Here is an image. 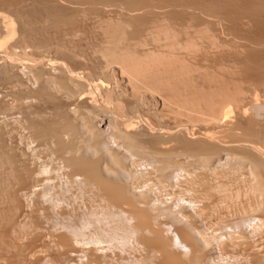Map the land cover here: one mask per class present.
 <instances>
[{
  "label": "bare ground",
  "instance_id": "obj_1",
  "mask_svg": "<svg viewBox=\"0 0 264 264\" xmlns=\"http://www.w3.org/2000/svg\"><path fill=\"white\" fill-rule=\"evenodd\" d=\"M36 1V0H35ZM40 1V0H39ZM46 1V0H45ZM67 1V0H66ZM70 1V0H69ZM69 1H67V2H69ZM73 1V0H72ZM72 1H71V3H72ZM76 1V0H75ZM83 1V0H82ZM262 1H264V0H261L260 2L262 3ZM13 2V0H0V5H2V9H3V7H6L8 10H11L10 12H13L14 13V15H15V17H13V18H15L17 21L19 20V23H20V25H21V28H18L17 29V26L15 25V23L17 22H14V20L13 19H10V17L9 18H7L6 17V15L4 16V14L3 15H0V21H1V23H2V28H3V30H4V32H6L5 34L8 36H6L5 35V39L2 41V44H3V47H4V45H7V43H9L8 41V39H12L10 42H12L13 41V39L15 40V38L16 37H18L17 35V33H16V31L18 32V30H19V37L17 38V40H16V43L18 44H15V45H17V47L18 46H21V47H24V46H29V47H31V51H32V57L34 58V60H36V61H38L37 59H39V61H40V58H42L43 56H45L44 54H45V52H49V51H45V50H47L51 45H53V44H49L48 42L45 44L46 46H49L48 48L46 47V49H44V47L45 46H42V44L41 43H39V41L37 40V42H36V39L37 38H39V37H37L36 35V39L33 41L34 42V44H35V46L33 45V42H31V40L29 41V38L30 37H26V32H27V34L29 35V33H28V30H29V28H27V26L24 24L25 22L26 23H28V21H25V20H27L28 18H26L25 16H24V14H26V13H23L22 12V10L20 9V6H19V3H18V5H17V3H15L14 4V2ZM37 2V1H36ZM42 2V1H41ZM49 2V1H48ZM81 2V1H80ZM112 2H114V3H116L115 1H113V0H90V5L89 6H91L92 7V4H96V3H98V5L100 4V3H103V4H105V5H108V4H114V3H112ZM119 3H120V6H123L122 8L127 12V13H125V15L127 14V18H126V16L125 17H118V18H116L115 16V18L114 19H112L111 17L110 18H106V19H104V18H102V19H99L100 21H98V23L94 26V27H92V28H94V30H95V32H94V30H93V32L92 33H96V36H97V34H98V38H99V42L97 41V38H96V40H94V42L95 41H97V45H96V47L94 48L95 50H93V53H92V55H95V56H97V58H99V59H97V61H99V63H97L98 64V66H96L95 64H93V62L91 63L90 62V60L91 59H93L90 55H88L89 57H91L90 58V60H87V61H89L87 64L89 65H95L97 68H94L93 69V66H92V74H90L89 73V71L91 70H89L88 71V78L91 80V81H97V84H96V86H99V87H101V89H102V92L104 93V97L103 98H107L106 99V101L108 102L109 100L108 99H111L112 97V99H111V101H109L110 103H111V105L113 106V103H115L116 105H118V106H120L121 107V111H122V115L124 116V117H130L129 118V120L127 119V120H125L126 121V124H127V127H126V124L124 125V127H126V128H124L123 127V130L121 129V130H119L120 128H118V129H116V126H115V124H114V127L112 126V131H107V132H103L104 130H100V128L101 127H103L104 129H107L108 127H111V126H109V124H110V122H113V121H115V120H113V121H111L112 120V118H111V120H110V117L109 116H111L112 117V114L110 113V112H108V113H110V115L109 116H107L106 115V113H98V112H100V109H99V111H97V113H96V111H95V109L96 110H98V108H93V106H91L92 104H94V103H96V102H93V101H97V100H94V98H93V96H90V95H86L85 93H87V92H89V90H88V86H86V85H88V84H86L85 83V86L87 87V92H85V91H83L82 89H83V82L82 81H80L81 79L84 81V79H86V78H80V77H78V76H69L66 72H65V70H63V69H61V66H59V68H58V71H59V75L58 76H49V73H47L48 74V77L47 78H45V69L43 70V65L41 66V67H39V68H41L40 70L36 67V68H34V70L33 69H31V71L33 72V73H31L32 74V76H34L33 78H35V80L37 79L38 80V84L39 83H41V86H40V88L38 89L39 91V95L41 94L42 95V97H44L45 96V98H42L43 100H46V101H48V99L50 100V101H48V102H52L53 101V99H51V97H56L57 96V94H60L61 95V97L62 98H65V99H67V100H69L70 101V103L68 104L69 106H66V105H63V106H66L65 108L62 106V105H59L58 103H56L55 101V103L56 104H58L59 106H56L55 105V103H53L52 102V104L54 105V111L52 112L51 111V113L50 114H53V115H51L52 116V118L53 119H47L46 117H44V115H41V114H39V116L37 117L36 115H34L33 113V117H37V118H35V119H37V120H34V122L35 121H37L36 123H34L33 122V124H29L30 125V127H29V125H28V127L31 129V131H32V134H31V136H33V139H34V142H36V144H37V148L39 149V148H41V149H45L46 151H47V153H48V155H50L53 159H54V161H53V159H51V157H49L50 159V162H52V163H54V162H56V163H58L59 165H57V166H59V169L61 170L60 172L61 173H63V175H65V177H66V180H65V183L63 184V185H65V187L66 186H69V192H70V189H71V191L73 190V189H78V190H74V191H78L79 193H81V195L82 196H84L83 197V199H85L86 200V202H84V204H89V206L88 207H90V210L88 209V211H89V217H87V218H82L83 219V226L85 227V226H88V225H90L91 224V226H92V224H94V226L96 225V226H98V224H101L102 225V223L103 224H107V225H109V226H107V229H103L104 231H101L102 232V236H103V233H104V237L106 238H104V237H102V236H99V237H101V238H104L103 240L105 241V240H107V241H105V242H112V241H114L115 242V244L117 245V243H118V245L120 244L121 245V247H122V244L124 243L125 244V246H124V244H123V246L125 247V248H127L126 246H127V244L125 243V242H128V243H130L129 241H127V240H129L130 238H135L134 240L136 241V243L137 242H144L146 245L145 246H147L149 249H150V251H151V253H153L154 251H156L157 253H159L158 254V257L159 258H161L162 260H163V264H224L221 260H217V258H215L213 255L211 256V255H208L207 253L209 252V250L208 249H212L213 248V251H214V248H216L215 250H218V248L219 247H221V246H223V244L225 245V244H228V240H230V242H233L234 240H236L234 243H230V244H232V246L235 248L236 246H238L239 245V241L240 240H237V239H242V241H241V245L242 246H244V247H246V250L247 249H250V248H252V246H254L255 245V243L257 242H255V239H256V236H259V237H264V219H262L261 217H252L253 215L251 214L252 212H256V213H258V212H261V214H263L264 215V150L263 149H261L262 151H259L258 150V148H261V145H263V143H264V141H263V143L262 142H260L261 140H264V129H262V130H260L261 128H263L262 126H264V124H261V127L259 126V130L258 129H256L257 128V125H258V114L256 113V115H255V113L253 114V115H255L253 118H251L250 119V121H248V122H250V123H246L245 121V123H246V125L248 124L249 125V127L251 126L252 128H243V129H246L247 131H251V129H254L253 131H251V132H248L249 134L251 133V135H248V138H251L252 137V135L254 136V137H256V138H254V137H252V139H256L257 141H259L258 143H262V144H259L260 145V147L258 146L257 147V150L256 149H254V148H256V147H251V149L249 148V151L247 152V151H242L243 152V156H244V154H245V152H247L246 154H245V157L243 158L241 155L242 154H240V153H242V152H239V155L240 156H238V158H236L237 157V153H234V154H232L231 153V151L234 149H229V151H230V153L232 154V155H234L233 157H235V158H233L232 159V156H231V154L229 153V151L227 152L226 151V149L224 148V149H219L218 147V149H216V146H215V149H214V151L213 150H211V152H209V150H208V152H209V155L207 154L206 156L205 155H203V154H200V152L196 155V162L198 163V164H200L202 167H204L205 169L207 168V172L205 171V173H207V175L205 176L204 175V178L203 179H201L200 180V185L201 184H203V186L205 187V185H206V188L208 189V190H206V189H204V191H202V193L201 194H203V192H209V193H211V194H213V193H215L216 194V196H218V198L220 199H218L217 198V200H219V201H217L215 204L216 205H214V203H213V207L211 206V207H209V209L207 210V215H208V218H209V221L211 220V217L212 218H214V219H217V218H215V214H218L219 213V210L221 211H225L226 209L228 210V203H229V201L233 198V197H239L241 194L243 195V193L244 194H247L248 195V197H250V201L248 200V202H246V204H244V205H242V207H241V210L240 211H242L243 213H244V215L246 216L247 215V219H246V221H243L242 222V224H244L243 225V227H244V229L243 228H241L240 229V233L238 232H235V233H237V234H241L245 229H247V231L248 232H250L251 234L253 233L254 234V236L253 235H250V233H248L246 230L243 232V234L242 235H240V236H238L237 238H235V235H233L232 233L231 234H229V235H226V234H220L222 231L221 230H219L220 232H219V235H215V233H213V232H211V231H209V232H211V233H204L203 231L201 232V231H197V230H194V229H192V227H191V229L192 230H189L188 231V233H187V235L186 236H184V238H182L181 240H179L178 238V240L176 239V240H170V239H168L167 238V236L165 237V235L167 234L165 231H166V229H165V227H167L166 225L167 224H164V225H161L160 223H159V219L162 217V216H164V215H166L167 217H169V219L171 218V220H174V221H182V220H184V221H187V219L185 220L183 217H184V214L182 215V216H180V215H178L177 213H175L174 211H168V212H166V211H164V207L166 208L169 204H171V203H174V205H176V206H179L180 204H184L185 205V202L183 203V199H181L180 197H181V195L180 194H182V195H185V197L187 196V197H189L191 200H189V208L190 207H192L193 205L195 206V205H197V204H195L196 202H198V199H201L202 198V196H200V194L199 195H197V192L195 193V191H197L196 190V188H197V186L199 185V184H197L196 182H197V180H194L190 175H191V173L190 174H188L189 172L188 171H186V172H188L187 174H184L185 173V171H184V173L183 174H180L182 171L181 170H179L181 167H180V165H178L177 163H175V162H177L176 160H175V162H173V158L170 160V159H168L167 160V158H166V155H167V153H166V149H168V148H166L165 146H164V142L160 139V140H158V139H156V138H153V136L155 137V135L154 134H160L161 135V133H159V132H156V133H154V134H152V132H153V130L151 131V129H148L150 132H147V131H145V132H141V130L142 129H146V127L145 128H143V126L142 125H140V126H142V127H138L137 129L139 130L140 128H142V129H140V132L139 131H137V129L134 127V126H136V125H134L133 126V124L135 123L136 124V122H133V120H132V117L133 116H135V115H138L139 117H140V113H142V111L143 110H141V112H139V109H144V107L146 106V103H148V98H150L149 97V94L151 95V93H152V89L153 88H156V87H154V85L153 84H151V87L153 86V88L151 89L147 84L148 83H150V81L148 82V83H145L144 81H148V80H146V79H144L145 77L144 76H146V75H144L145 73H143V72H140V70L142 69V68H144V67H142L141 68V66H142V64H144L143 66H145V64L147 63V61H149V63L150 64H152L151 62H153V69H154V66L156 65L155 63H156V61H157V63L158 64H161V66L160 67H162V63H160L159 62V60H155V57H156V55H157V58L159 59V56H164L165 58H169V57H175V55L177 56V55H179L178 56V58H181V62H180V60H179V63L181 64V63H183V64H181V65H178L179 67L181 66V68H179V70H178V68L177 67H175V65H173L174 67H169L171 64H172V61L170 62L171 64H165L164 62V65H163V67L161 68V71L163 70V73H165V69H168L169 71H174V70H178L177 72L179 73L180 72V76H183V74L185 75V74H187V73H189L188 75L190 76V71H191V73H193L192 72V69L190 70L189 68H191V67H189V65L187 66L186 65V67H185V63H186V61L187 62H190L192 59H194V58H196V56L198 55V56H201V58H202V60H200V61H204V63L205 64H207V65H209L207 62H209V59H208V56L210 55V54H215V52H217V51H219L220 49H223L224 48V45H223V48H221V46L222 45H216V44H214V42L213 41H210L208 38H209V36L207 37V36H205V37H207V38H205L206 40H207V42H206V44L205 45H202V44H199L198 42H197V40H201V39H203V35H205V34H203V35H201L202 37H200V35L198 36V34L194 31L193 32V20H194V18H195V15L193 14V10H195L196 8V4L198 3H193V1H179L182 5V8L184 9L183 11L182 10H179V11H181V12H174V11H177V9L176 10H174L173 12H170V13H166V11L167 10H170V9H174L175 7H176V5H177V2L176 1H174L173 2V0L171 1V0H119L118 1ZM50 3V2H49ZM70 3V2H69ZM85 4H87L86 2H84ZM83 3V4H84ZM47 6L48 5H50V4H47V2L45 3ZM45 4H43L44 6H45ZM52 4V3H51ZM78 4V3H77ZM84 4V5H85ZM212 4H214V3H212ZM221 4V3H220ZM219 4V5H220ZM102 5V4H101ZM178 5H179V3H178ZM259 5V4H258ZM22 6V5H21ZM43 6V7H44ZM51 6V5H50ZM212 5L210 4V5H208V7H210V9H212V8H215L214 6L213 7H211ZM216 6V5H215ZM31 7V6H30ZM33 7V6H32ZM35 7H39L38 5L37 6H35ZM41 7V6H40ZM95 7V6H94ZM198 7V6H197ZM201 7L203 8V9H206V10H209L210 12L211 11H214V9H212V10H210V9H208L207 8V5H201ZM22 8V7H21ZM27 8V7H26ZM57 8V7H56ZM59 8H61V7H59ZM181 8V7H180ZM33 9V8H32ZM58 9V8H57ZM79 9V8H78ZM82 9V8H81ZM97 9V8H96ZM100 10H101V8H99ZM98 9V10H99ZM115 9V8H114ZM24 10V9H23ZM26 10V9H25ZM95 10V9H94ZM94 10H93V12H94ZM104 10V9H103ZM107 10V9H106ZM105 10V11H106ZM109 10V9H108ZM171 10V11H172ZM216 10V9H215ZM45 11L46 12H49V15H51L52 17H53V24L54 25H64V24H66V23H68V24H71L73 21H74V17H75V15L76 14H73L74 15V17H73V15L72 14H68V15H66L67 13H60V11H58V10H56V9H50V7L49 8H46L45 7ZM102 11V10H101ZM115 11H117V10H115ZM118 11H119V9H118ZM164 11H165V13H166V15H164L163 17H161V15H160V13H164ZM193 11V12H192ZM208 11V12H209ZM217 11V10H216ZM262 11V10H261ZM28 12V11H27ZM68 12V11H67ZM98 12V11H97ZM113 12V11H112ZM209 12V13H210ZM219 12V11H218ZM222 12V11H221ZM30 13V12H29ZM32 13V12H31ZM70 13V12H69ZM77 13V12H76ZM84 13H86V12H84ZM104 13V12H103ZM102 13V14H103ZM119 13H121V10H120V12ZM158 13V14H157ZM196 13V12H195ZM260 13V12H259ZM11 14V13H10ZM38 14H41V13H38ZM58 14V15H57ZM60 14H61V16H60ZM96 14V13H95ZM106 14V13H105ZM211 14V13H210ZM218 14V13H217ZM217 14H216V17H217ZM261 14V13H260ZM259 14V15H260ZM13 15V16H14ZM64 15V16H63ZM70 15V16H69ZM78 15V14H77ZM77 15H76V18H77ZM80 15V14H79ZM79 15H78V17H79ZM82 15V14H81ZM86 15V14H85ZM88 15V14H87ZM156 15V16H155ZM157 15H160V17L159 16H157ZM163 15V14H162ZM212 15V14H211ZM225 15V14H224ZM227 15V14H226ZM230 15V14H229ZM238 15V14H237ZM262 15V14H261ZM45 16H47V15H45ZM93 16V15H92ZM101 16V15H100ZM99 16V17H100ZM110 16V15H109ZM123 16V15H122ZM213 17H214V14L212 15ZM211 16V17H212ZM233 16V15H232ZM239 16V15H238ZM245 16V15H244ZM244 16H241V17H244ZM257 16H258V13H257ZM48 17H50V16H48ZM51 17V18H52ZM91 17V16H90ZM89 17V18H90ZM96 17V16H95ZM159 17V18H158ZM220 17V16H219ZM240 17V18H241ZM261 17V16H260ZM259 17V18H260ZM26 18V19H25ZM40 18V17H39ZM75 18V19H76ZM82 19L84 18H86V16H84V17H81ZM93 18V17H92ZM225 18V17H224ZM234 18V17H233ZM246 18H248L247 16H246ZM50 19V18H49ZM80 19V18H79ZM208 19V18H207ZM221 19V18H220ZM223 19V18H222ZM221 19V20H222ZM227 19V18H226ZM232 19V18H231ZM258 19V18H257ZM261 19V18H260ZM87 20V19H86ZM97 20H98V17H97ZM165 20H167V21H172L173 22V24L171 25V26H174L175 24L174 23H177L176 24V26H180V24L178 23V22H174V21H176V20H179V21H182L183 22V28L182 27H177L178 29H179V32H180V28H182L183 29V31H181V32H184L185 33V36L187 37H185L186 38V40H185V42L184 43H182V42H180V44H179V42L178 43H176V45H175V43H171V42H165V41H163V40H168L169 41V39H170V37H165L166 35H161V38L164 36V39L163 40H161V41H163V42H165V43H169V45L168 44H166V45H164V49L163 50H161V49H155V50H149V49H147L148 51H146V48H145V51L143 50L144 49V47H145V44H144V42L146 41V40H151L152 41V43L155 41L156 42V40L157 41H159L158 40V36L160 35H158V33H165V34H167L166 32H167V30H169V25H170V23H168L167 25H165L164 26V24L166 23V22H164ZM210 20V19H209ZM225 20V19H224ZM224 20H223V23H224ZM243 20V19H242ZM254 20V19H253ZM88 21V20H87ZM96 21V20H95ZM250 21V20H249ZM251 21H252V19H251ZM259 22H260V20H258ZM258 21H256V25H257V22ZM30 22V21H29ZM78 22H81V21H78ZM91 22V21H90ZM89 22V23H90ZM219 22H220V20H219ZM258 22V23H259ZM93 23V22H92ZM205 23H207V22H205ZM250 23V22H249ZM248 23V24H249ZM263 23V22H262ZM30 24V23H29ZM28 24V25H29ZM73 24H74V22H73ZM88 24V23H87ZM196 24V23H195ZM252 24V23H251ZM253 24H255L254 22H253ZM23 25L25 26V29H24V27H23ZM54 25H52V26H54ZM72 25V24H71ZM71 25H68V26H71ZM198 25V24H197ZM211 25V24H210ZM15 26H16V29H15ZM74 26V25H73ZM71 27L72 29H70V27L68 28V29H70V31L67 33V35H64L65 37H63L62 36V40L64 41V39L66 38V36L68 37L67 38V41L66 42H69L67 45H71V46H75V43L76 42H79L80 44L84 41V32L83 31H85V29L84 30H82V28L80 29V30H78L79 28L76 26V27ZM176 26H174V27H176ZM249 26V25H248ZM252 26V25H251ZM261 26V25H260ZM23 27V28H22ZM55 27H57V26H55ZM62 27V26H61ZM65 27V26H64ZM80 27V26H79ZM256 27V26H255ZM26 28L28 29V30H26ZM50 27H48V29H49ZM74 28H76V29H74ZM92 28H90L89 30H91ZM262 28V27H261ZM33 29H34V27H33ZM64 29V28H63ZM62 29V30H63ZM67 29V28H66ZM173 28H171L170 29V32H171V30H172ZM181 29V30H182ZM1 30V29H0ZM3 30H1L0 32H2ZM52 30H54V29H52ZM59 30H61V29H59ZM58 30V31H59ZM174 30V29H173ZM227 30V29H226ZM31 31V30H30ZM29 31V32H30ZM66 31V30H65ZM92 31V30H91ZM90 31V32H91ZM178 31V30H177ZM207 31V30H206ZM205 31V32H206ZM61 32H63V31H61ZM82 32H83V34H82ZM88 32V31H87ZM169 32V33H170ZM3 33V32H2ZM65 33V34H66ZM168 33V36H170V34ZM174 33H177V32H173L172 34L174 35ZM184 33H182L183 34V36H184ZM204 33V32H203ZM243 33V32H242ZM245 33V32H244ZM259 33V32H258ZM4 34V33H3ZM17 34V35H16ZM58 34H60V33H58ZM62 34V33H61ZM93 34V35H94ZM200 34V33H199ZM208 34H209V32H208ZM240 34V33H239ZM249 34V33H248ZM261 34V33H260ZM56 35V34H55ZM90 35V34H89ZM92 35V34H91ZM177 35H179V33H177ZM177 35L175 36V37H177ZM181 35V34H180ZM16 36V37H15ZM29 36H31V34L29 35ZM60 36V35H59ZM95 36V35H94ZM174 36H172L171 35V39H174L173 37ZM261 36V35H260ZM92 37V36H91ZM242 37V35L240 36V37H236V38H241ZM249 37V36H248ZM33 38H34V36H33ZM32 38V39H33ZM95 38V37H94ZM159 38H160V36H159ZM185 38H183V40L185 39ZM243 38V37H242ZM251 38V37H250ZM253 38H255V37H253ZM260 37H258V41H253L252 40V43H251V41L249 42V43H251L253 46H254V44L255 43H253V42H258V44L260 43H262L261 45H262V47H264L263 46V44H264V42H262L264 39L262 38V36H261V39H259ZM7 39V42L5 41ZM28 39V40H27ZM43 39V38H42ZM47 39V38H46ZM87 39V38H86ZM85 39V40H86ZM93 39V38H92ZM196 39V40H195ZM248 39V38H247ZM40 40V39H39ZM53 40V39H52ZM58 40V39H57ZM55 41V42H59V43H56L55 44V46H57L58 44H60L61 45V43H63L64 44V47H65V44H66V42L64 43L63 41ZM72 41V42H70V41ZM211 40H212V37H211ZM250 40V39H249ZM249 40H246V41H249ZM260 40V41H259ZM47 41V40H46ZM54 41V40H53ZM87 41V40H86ZM160 41V42H161ZM243 41V40H242ZM31 42V43H30ZM41 42H44L45 43V41H43V40H41ZM54 42V43H55ZM88 42H89V39H88ZM93 42V43H94ZM174 42V41H173ZM175 42H176V40H175ZM213 42V43H212ZM1 43V42H0ZM38 43H39V45H38ZM51 43H53V42H51ZM85 43V42H84ZM90 43H91V40H90ZM93 43H91V44H93ZM152 43H148V44H152ZM159 43V42H158ZM41 44V45H40ZM80 44H78V45H80ZM87 44V43H86ZM162 44H164V43H162ZM172 44V45H171ZM258 44H255V46L257 45V47L259 46V47H261L260 45H258ZM1 45V44H0ZM10 45V44H9ZM11 45H13V44H11ZM10 45V46H11ZM23 45V46H22ZM59 45V47H60V51H62L63 50V48H61V46ZM76 45H77V43H76ZM75 46V47H72L71 48V46H70V51L71 52H73V50H74V48H76L74 51H76L77 49H81L80 47H83V46ZM83 45V44H82ZM153 45V44H152ZM159 44H156L155 46H158ZM161 45V44H160ZM159 45V46H160ZM168 45V46H167ZM28 46L27 47H25V49L27 50L28 49ZM54 46V45H53ZM144 46V47H143ZM165 46H166V48L167 49H165ZM1 47V46H0ZM2 47V49L4 50V48ZM12 47V46H11ZM44 49L43 51H42V48ZM58 47V46H57ZM57 47H53V48H56V49H54V51L56 50V52H53V53H57V51H58V53H60L59 52V50H57V49H59V47L57 48ZM78 47V48H77ZM87 47V46H86ZM90 47H92V46H90ZM90 47H88V48H90ZM139 47H143V49H141V50H143V51H141L140 52V49H139V51H137L136 50V48H139ZM147 47H149V46H147ZM163 47V46H162ZM257 47H253V49L252 50H248L247 48V50L249 51V52H247L248 53V56L251 54V53H253L254 55H256V53H257V58L252 54V57L254 56V58H250V60H252L251 62H253V61H257L256 59H259L261 56H258V55H261L262 54V57L261 58H263L264 59V57H263V54L264 53H260V54H258V52H256L255 53V50L254 49H256V51H258V49H257ZM7 48V47H6ZM13 48H15V46L14 47H12V49H10V50H15V49H17V48H15V49H13ZM53 48H49V50H50V54H52L51 53V49L53 50ZM66 48H68V47H66ZM84 48V47H83ZM150 49H152L151 47H149ZM157 48H159V47H157ZM220 48V49H219ZM249 48V49H250ZM18 49H20V47H18ZM69 49V48H68ZM29 50V49H28ZM29 50V51H30ZM224 50V49H223ZM222 50V51H223ZM260 50V49H259ZM7 51H9L8 49H7ZM23 51H24V49H23ZM29 51H27V52H29ZM65 51V50H64ZM81 51H82V49H81ZM85 51V50H84ZM89 51V50H88ZM87 51V52H88ZM251 51H253V52H251ZM22 52V51H21ZM70 52V53H71ZM78 52H80V50L78 51ZM221 52V51H220ZM228 52V51H227ZM260 52H264L262 49H261V51ZM12 53V52H11ZM10 53V54H11ZM14 53V52H13ZM16 53V52H15ZM62 53V52H61ZM60 53V54H61ZM69 53V52H68ZM223 53H224V51H223ZM47 54V53H46ZM49 54V53H48ZM49 54V55H50ZM82 54H84V53H82V52H80V53H75V52H73V53H71L70 55H72L73 57H75V58H77L78 56L80 57ZM9 55V54H8ZM65 55H69V54H65ZM69 55V56H70ZM174 55V56H173ZM216 55V54H215ZM11 56V55H10ZM15 56V55H14ZM47 56V55H46ZM52 56V55H51ZM63 57H65L64 55H62ZM155 56V57H154ZM247 56V57H248ZM251 56V55H250ZM7 57V56H6ZM12 57V56H11ZM16 57V56H15ZM32 57H30V58H32ZM61 57V56H60ZM68 57V56H67ZM71 57V56H70ZM83 57H85V56H83ZM88 57V58H89ZM212 57V56H211ZM210 57V58H211ZM235 57V56H234ZM236 57H239V56H236ZM235 57V59H237ZM10 58V57H9ZM35 58H37V59H35ZM48 58H49V56H48ZM48 58L47 59H45V60H48ZM200 58V57H199ZM240 58V57H239ZM11 59V58H10ZM14 59V58H13ZM42 59H44V58H42ZM62 59H64V58H61V60ZM87 59V58H86ZM161 59H162V57H161ZM254 59V60H253ZM1 61H2V58L0 59ZM55 60V59H54ZM70 60V59H69ZM77 60V59H76ZM151 60V61H150ZM178 60V59H177ZM249 60V59H248ZM259 60H261V59H259ZM258 60V61H259ZM51 61V60H50ZM65 61H67V60H65ZM79 61H81V60H79ZM79 61H77V62H79ZM164 61V60H163ZM184 61V62H183ZM240 61L241 60H239V61H236V63H240ZM244 61H247V58H246V60H245V57H244ZM264 60H261V64L259 63L258 64V62H256V67L254 66L255 65V62H253L254 64H249L248 63V65H247V62H249V61H247V62H244L243 63V61H242V63H240L239 65H241L242 64V66H244V67H246V70L248 71V74H250V72H252L251 74L252 75H254L256 72H257V74L256 75H262V73H263V76H264V65L262 66V64L264 63L263 62ZM52 62V61H51ZM54 62V61H53ZM71 62H73V59H72V61ZM81 62H83V61H81ZM144 62H146V63H144ZM155 62V63H154ZM168 62V61H167ZM178 62V61H177ZM17 63V62H16ZM46 63V62H45ZM57 63V62H56ZM74 63V62H73ZM200 63V62H199ZM225 63V62H224ZM224 63H222V64H224ZM26 65H27V63H25ZM67 64H68V62H67ZM79 64V63H78ZM84 64H85V62H84ZM83 64V65H84ZM86 64V65H87ZM155 64V65H154ZM157 64V65H158ZM201 64V63H200ZM203 65V64H201V65H203L202 66V68L198 65L197 67L200 69H204V67L206 66V71L208 72V70L207 69H209V68H211V67H209V66H207V65ZM226 64V63H225ZM263 69V70H260L259 72H258V70L260 69V67L258 66V65ZM50 65V64H49ZM56 65V64H55ZM57 65H60L59 63L57 64ZM56 65V66H57ZM77 65V64H76ZM90 65L89 66H86L85 68H90ZM116 66V68L117 67H119L121 70V72H124V73H126L127 74V77H128V79H127V83L126 84H124V87L123 88H121L120 90H118V89H114V88H112L113 86H111V84L113 83V85H114V79L112 78V75H115V71H114V69H111V67L110 66ZM165 65H166V67H165ZM183 65V66H182ZM212 65V64H211ZM249 65H252V66H254V67H251V66H249ZM15 65H12L11 66V64L10 63H7V62H0V82H2V83H5V84H10V85H12L11 87H12V89L14 90V87L15 88H17V87H21V82H20V80H18V76H17V74H16V69H17V67H16V69L15 68H13ZM56 66H55V68H56ZM85 66V65H84ZM94 66V67H95ZM150 67L149 68H151L152 66L151 65H149ZM172 66V65H171ZM226 66V65H225ZM241 66V67H242ZM24 67V66H23ZM54 67V66H53ZM77 67V66H76ZM157 67V66H156ZM169 67V68H168ZM189 67V68H188ZM197 67H196V69H193V70H198L197 69ZM207 67H209V68H207ZM219 67V66H218ZM243 67V68H244ZM249 67H251V68H249ZM259 69H258V68ZM64 68H65V66H64ZM88 68L85 70V71H87L88 70ZM141 68V69H140ZM172 68H176V69H172ZM212 68H213V66H212ZM211 68V69H212ZM247 68H249V69H252L253 68V70H254V73H253V70H248ZM257 68V71H255V69ZM14 69H15V71H14ZM35 69L37 70V71H35ZM70 69V68H69ZM146 71L147 70H149V69H146V68H144ZM143 69V70H144ZM152 69V68H151ZM153 69H152V75L155 73H153ZM160 69V68H159ZM171 69V70H170ZM217 69H219V68H217ZM216 69V70H217ZM229 70L231 69V68H228ZM19 70V69H18ZM48 70V69H47ZM79 71V69H76V71ZM142 70V71H143ZM167 70V71H168ZM205 70L203 71V72H205ZM243 70V69H242ZM245 70V69H244ZM243 71V72H246L247 73V71ZM22 71L23 70H21V73H22ZM26 71V70H25ZM30 71V70H29ZM30 71V72H31ZM150 71V70H149ZM166 71V73L165 74H171V72L169 73V71L167 72ZM194 71V72H195ZM221 72H222V70H220ZM224 71V70H223ZM52 71H50V73H51ZM69 72H70V70H69ZM117 72V71H116ZM196 72H201V71H196ZM219 72V71H218ZM225 72V71H224ZM231 72V71H230ZM18 73V72H17ZM71 73H73V72H71ZM111 73H113V74H111ZM150 74H151V71L149 72ZM148 73V74H149ZM162 73V72H161ZM209 73V72H208ZM24 74V73H23ZM27 74V73H26ZM46 74V75H47ZM68 76H67V75ZM83 74V73H82ZM86 74H87V72H86ZM110 74H111V78H110ZM125 74V75H126ZM147 74V73H146ZM147 74V75H148ZM173 75L175 74L176 75V73H175V71L172 73ZM171 74V75H172ZM162 75H164V74H162ZM170 75V76H171ZM188 75H185V76H188ZM193 75V74H192ZM196 75V74H195ZM256 76V77H260V76ZM120 76V75H119ZM123 76V75H122ZM151 76V75H150ZM156 76V74L155 75H153V77H155ZM19 77H20V75H19ZM165 77V79L167 80V78L169 77V76H164ZM199 77V76H198ZM255 77V76H254ZM30 78V77H29ZM261 79V81L263 80L264 81V77H260ZM263 78V79H262ZM22 79V78H21ZM80 79V80H79ZM112 80V83H111V81L110 80ZM164 79V80H165ZM30 80V79H29ZM36 80V81H37ZM165 80V81H166ZM257 80H259L258 78H257ZM256 80V82L258 83V84H260L259 82H260V80L259 81H257ZM25 81V80H24ZM88 81V80H87ZM85 82V81H84ZM116 82H118V81H116ZM121 82V81H120ZM164 82V81H163ZM37 83H35V84H37ZM124 83H125V81H124ZM262 83V82H261ZM8 84V85H9ZM208 83H206V85H207ZM40 85V84H39ZM93 85H95L94 83H93ZM206 85H205V87H206ZM84 86V87H85ZM209 86H211V85H209ZM10 87V86H9ZM11 87H10V89H11ZM36 87V86H35ZM115 87V86H114ZM117 87V86H116ZM119 87V86H118ZM1 88H2V86H1ZM23 88V87H22ZM21 88V89H22ZM25 88V87H24ZM20 89V91H22ZM9 90V89H8ZM7 90V91H8ZM30 90V92H31V89H29ZM34 90V89H33ZM151 90V91H150ZM154 90V89H153ZM156 90V89H155ZM201 90V89H200ZM203 90H205V88L203 89ZM207 90V89H206ZM205 90V91H206ZM2 91V90H1ZM5 91V90H4ZM17 91V90H16ZM27 91V90H26ZM91 91V90H90ZM147 91V92H146ZM148 91H150V92H148ZM159 90H157L156 91V93L158 92ZM18 92V91H17ZM22 92H24V91H22ZM38 92H36V90H35V92H33L32 91V93H38ZM83 92H85L84 94L88 97V99H89V101L87 100V98H86V96H84V94H83ZM154 92V91H153ZM202 92V91H201ZM24 93H28V91L27 92H24ZM160 93V92H159ZM195 93V92H194ZM203 93H204V91H203ZM3 94V93H2ZM55 94H56V96H55ZM91 95H92V92L90 93ZM196 94V93H195ZM200 94V93H199ZM202 94V93H201ZM200 94V95H201ZM205 94V93H204ZM8 95V94H7ZM10 95V94H9ZM15 95V94H14ZM24 95V94H23ZM27 95V97H28V95L29 94H26ZM34 98H36V96L38 95H35V94H31ZM41 95L39 96V97H37L38 99H41ZM81 95H83V96H81ZM94 95V94H93ZM103 95V94H102ZM154 95H155V93H154ZM199 95V96H200ZM206 95V94H205ZM210 95V94H209ZM83 97V98H86V102H84V100H82V101H80L82 98L81 97ZM99 96V95H98ZM152 96V95H151ZM156 96V95H155ZM11 97V96H10ZM15 97V96H14ZM19 97V95L18 96H16L15 98H18ZM20 97H22V96H20ZM91 97L93 98V101H90V99H91ZM94 97H95V95H94ZM166 97V96H165ZM215 97V96H214ZM33 98V100H35ZM62 98H60V99H62ZM102 98V99H103ZM201 98V97H200ZM205 98H206V96H205ZM4 99V98H3ZM32 99V98H31ZM38 99L36 100V101H38ZM169 99V100H168ZM13 100H16V99H13ZM92 100V99H91ZM154 100V99H153ZM165 100V99H164ZM163 99H162V101H164ZM197 100V99H196ZM201 100V99H200ZM6 101V100H5ZM30 101V100H29ZM42 100H40V102H41ZM45 101V102H46ZM78 101L79 102H84V104L83 103H80V106H78L79 105V103H78ZM170 101V98H167V101L166 102H169ZM202 101V100H201ZM200 101V103H202ZM44 102V103H45ZM48 102H46V104H44V105H47L48 104ZM63 102H64V104L65 103H67L66 101H64V99H63ZM90 102H93L89 107L87 106ZM151 102V101H150ZM195 102H197V101H195ZM195 102H194V104H195ZM255 102V101H254ZM7 103V102H6ZM13 104H14V102H12ZM15 103H16V101H15ZM17 103H19V99H18V102ZM30 103V102H29ZM75 103H76V105L78 106H76L75 105ZM78 103V104H77ZM86 103H88L87 105H86ZM170 103V102H169ZM171 103H172V100H171ZM199 103V102H198ZM212 103H214V101L212 102ZM215 103H216V101H215ZM81 104H82V106H81ZM108 104V103H107ZM106 104V105H107ZM165 104V103H164ZM172 104H175V103H172ZM17 105H20V104H17ZM32 105V104H31ZM34 105V104H33ZM40 105V104H39ZM49 105V104H48ZM47 105V106H48ZM53 105L51 106V107H53ZM83 105L86 107H83ZM97 106H98V104H96ZM103 105H104V103H103ZM156 105V104H155ZM181 105V104H180ZM178 106V107H180V108H178V107H176V108H178L177 110H178V113H179V111L182 109L181 108V106ZM198 105V104H197ZM202 105V104H201ZM16 106V105H15ZM37 106V105H36ZM115 106V105H114ZM147 106H149V105H147ZM162 106V105H161ZM169 106H170V104H169ZM176 106H177V104H176ZM206 106V105H205ZM212 106V105H211ZM216 105L214 104V107H215ZM40 107H41V105H40ZM79 107L80 108H85V109H80L79 110ZM110 107V106H109ZM172 107H174V106H172ZM214 107H213V112L215 113V112H217L218 113V111L219 112H221L220 111V107H218L219 108V110L216 108V110H218V111H216L215 109H214ZM19 108H21L20 106H19ZM26 108V107H25ZM45 107L43 106V109H44ZM147 108V107H146ZM145 108V109H146ZM175 108V107H174ZM184 108V107H183ZM186 108V107H185ZM184 108V109H185ZM258 108V107H257ZM50 109H53V108H50ZM49 109V110H50ZM112 109V108H111ZM163 109V108H162ZM189 109V108H188ZM210 107L208 106V109L207 110H209V111H207V110H203L204 112L205 111H207V114L208 113H210L211 111H210ZM10 110H12V109H10ZM45 110H46V108H45ZM82 110V111H81ZM147 110V109H146ZM164 110V109H163ZM169 110V109H168ZM174 110V109H173ZM187 110V108L185 109V111ZM255 110V109H254ZM117 111V110H116ZM145 111V110H144ZM143 111V112H144ZM184 111V112H185ZM189 111L190 112H192V111H194L193 113H194V117H195V113H199V112H196V110H191V109H189ZM20 112H21V109H20ZM24 112V111H23ZM102 112V111H101ZM104 112H105V110H104ZM181 112L182 111H180V116H181ZM188 111H186L185 113H187ZM203 112V113H204ZM255 112V111H254ZM262 112H264V110H262ZM1 113V112H0ZM17 113V112H16ZM15 113V114H16ZM153 113V112H152ZM157 113V112H156ZM159 113V112H158ZM162 113V112H161ZM213 113V115H210V117L211 118H209L210 120H218L219 118H218V116L217 115H221L220 113H216V114H214ZM225 113H227V114H229L228 112H225ZM224 113V114H225ZM243 113V112H242ZM260 113V112H259ZM12 114V113H11ZM14 114V115H15ZM19 114V113H18ZM27 114V113H26ZM49 114V115H50ZM149 115H150V112L148 113ZM160 114V113H159ZM174 114V113H173ZM188 115H191V114H189V112L187 113ZM202 114V113H201ZM205 114V113H204ZM206 114V115H207ZM212 114V113H211ZM223 114V115H224ZM227 114H225L224 115V117H226V115ZM244 115H245V113H243ZM242 114V116H244ZM9 115V114H8ZM21 115V114H20ZM20 115H18V116H20ZM95 115V116H94ZM143 115H144V113H143ZM146 115V114H145ZM178 115V114H177ZM185 114L182 112V116H184ZM199 116H200V114H198ZM205 115V116H206ZM241 115V114H240ZM239 114H238V116L241 118V116H240ZM9 116H11V115H9ZM13 116V115H12ZM31 116V115H30ZM142 116V115H141ZM156 116H157V114H156ZM186 117H187V115H185ZM192 116L193 115H191V116H188V117H190V118H192ZM202 117L201 118H199L200 119V121H201V119L203 120L204 119V117L205 116H203V115H201ZM208 116V115H207ZM206 116V117H207ZM264 116V115H263ZM25 117V116H24ZM23 117V118H24ZM32 117V116H31ZM32 117V118H33ZM95 117V118H94ZM193 117V118H194ZM198 116L196 115V119H198L197 118ZM209 117V116H208ZM223 117V118H224ZM259 117H261V116H259ZM5 118V117H4ZM94 118V119H93ZM114 118V117H113ZM126 118H124V119H126ZM152 118V117H151ZM154 118V117H153ZM161 118V117H160ZM264 118V117H263ZM5 119H7V118H5ZM8 119H10V118H8ZM12 119H14V118H12ZM18 119V118H17ZM17 119H16V121H17ZM25 119V118H24ZM123 119V118H122ZM139 119V118H138ZM195 119V118H194ZM199 119H198V121H199ZM262 119V118H261ZM32 120V121H33ZM94 120V121H93ZM154 120V119H153ZM244 120V119H243ZM15 121V120H14ZM30 121V120H29ZM137 121V120H136ZM155 121V120H154ZM157 121H158V119H157ZM203 121H205V119L203 120ZM20 122V121H19ZM26 122V121H25ZM120 122V121H119ZM128 122V123H127ZM148 122V121H147ZM1 123V122H0ZM14 123V122H13ZM115 123V122H114ZM117 123V122H116ZM125 123V122H124ZM240 123V122H239ZM238 123V124H239ZM113 123H111L110 125H112ZM121 124V123H120ZM157 124V123H156ZM240 124H242V123H240ZM1 125V124H0ZM3 125V124H2ZM22 125H25V124H22ZM97 126V127H96ZM132 126H133V128H132ZM160 126V125H159ZM180 126V125H179ZM182 126V125H181ZM241 126H243V125H241ZM20 127V126H19ZM25 127V126H24ZM27 127V126H26ZM119 127H121V125L119 126ZM154 127V126H153ZM163 127V126H162ZM176 127H178V126H176ZM239 128H240V126H238ZM248 127V126H247ZM256 127V128H255ZM122 128V127H121ZM135 128V129H134ZM157 128V127H156ZM168 128V127H167ZM5 129V128H4ZM3 129V127H0V204L6 199V197H5V195L7 194L8 195V193H10V196H11V198L8 196V198L7 199H9V201L12 199V197H14V196H12V194H11V192L12 191H15V189H16V186H18L19 188H20V186L21 185H25V184H23V183H25V181H30V182H28V183H31L32 181V183H33V185H32V183L31 184H29V185H32V187H35V186H41V184L43 183V176L45 177V175H47V173H48V168H47V166H49V165H47V166H45L44 165V159H43V162H41V165H40V162L39 163H37V164H39L38 166H36V165H34L35 164V162H34V164L32 165V164H30V165H32L33 166V169L31 168V166L29 167V165L27 166V164L26 163H24V161L25 160H21V159H18V157H16V155L13 153V151H12V149H11V147H9V146H11V145H9L8 146V144H7V142H6V136H7V134H6V132H5V130ZM9 129H10V127H9ZM23 129V128H22ZM162 129H164V128H162ZM171 128H169L168 130H167V132L170 130ZM173 129H175L174 127H173ZM242 129V130H243ZM25 130H26V128H25ZM134 130H136V131H134ZM165 130V129H164ZM176 130V129H175ZM246 130H243L244 132H245V137H247V135L246 134H248L247 133V131ZM166 131V130H165ZM257 131H261L259 134H261V136L260 135H258V133H257ZM263 131V132H262ZM9 132V131H8ZM163 132V131H162ZM166 132V133H167ZM171 132H174V131H171ZM193 132V131H192ZM200 132V131H199ZM207 132V131H206ZM11 133V132H10ZM182 133H183V131H182ZM157 134V135H158ZM168 134H170L169 132H168ZM173 134V133H172ZM176 134V133H175ZM181 134V133H180ZM185 134V133H184ZM196 134V133H195ZM194 134V135H195ZM198 134V133H197ZM204 134V133H203ZM206 134H209V133H206ZM11 135H13V134H11ZM157 135H156V137H157ZM167 135V134H166ZM188 135V134H187ZM192 135V134H191ZM262 135H263V137H262ZM170 136V138L172 139V136H174V137H177L178 135H169ZM168 136V137H169ZM180 136V135H179ZM185 136H186V134H185ZM185 136H184V138H185ZM251 136V137H250ZM11 137V136H10ZM28 137H29V135H28ZM161 137H162V135H161ZM210 137V136H209ZM261 137V138H260ZM178 138V137H177ZM182 138H183V136H182ZM260 138V140H258ZM15 139V138H14ZM32 139V138H31ZM167 139V138H166ZM179 139H180V137H179ZM177 140V139H176ZM175 140V141H176ZM184 142L186 141V140H184V139H182ZM190 140H191V138H190ZM196 140V139H195ZM20 141V140H19ZM29 141H30V139H29ZM32 141V140H31ZM161 141L163 142L162 144H163V146H164V148H163V146H162V144H161ZM165 141V140H164ZM179 141H181V140H179ZM179 141L178 142H176V144L177 143H179ZM13 142V141H12ZM23 142V141H22ZM182 142V141H181ZM180 142V143H181ZM182 142V144H183V146L184 145H186L187 146V143L185 142ZM193 142V141H192ZM242 142V141H241ZM243 142H245V141H243ZM10 143V142H9ZM32 143V142H31ZM170 143V142H169ZM12 144H14V143H12ZM15 144H17V143H15ZM19 144H20V142H19ZM35 144V143H34ZM161 144V145H160ZM165 144H167V142L165 143ZM217 144V143H216ZM22 145V144H21ZM29 145V144H28ZM27 145V146H28ZM211 145V144H210ZM210 145H208L209 147H210ZM219 145V144H218ZM35 146V145H34ZM161 146V147H160ZM180 146H181V144H180ZM182 146V147H183ZM235 146V145H234ZM234 146H232V147H234ZM236 146H238V145H236ZM242 146V145H241ZM30 147V146H29ZM169 147V146H168ZM176 146L174 145V148H175ZM178 147H179V145H178ZM188 147H190V146H188ZM204 147V146H203ZM238 147H240V146H238ZM250 147V146H249ZM208 148V147H207ZM211 148V147H210ZM214 148V147H213ZM220 148H222V147H220ZM229 148V147H228ZM227 148V149H228ZM242 148V147H241ZM241 148H238V149H240V151L241 150H244V149H241ZM244 148V147H243ZM245 148L247 149V147L245 146ZM262 148H264V147H262ZM170 149H171V147H170ZM205 149V148H204ZM252 149H253V153H254V150H256L255 151V153L253 154L251 151H252ZM22 150V149H21ZM20 150V151H21ZM28 150V149H27ZM45 150H43L44 152L42 153L43 155H44V153H45V156L47 155V153L45 152ZM177 150H179V148L177 149ZM236 150V149H235ZM25 151V150H24ZM24 151H22V152H24ZM169 151V150H168ZM174 151V150H173ZM195 151H197V150H195ZM207 150H205V152H206ZM226 151V152H225ZM237 151V150H236ZM30 152H32V151H30ZM33 152H34V150H33ZM175 152H177V151H175ZM202 152V151H201ZM207 152V153H208ZM238 152V151H237ZM249 152H251L253 155H249V154H251V153H249ZM185 153V152H184ZM196 153V152H195ZM204 153V152H203ZM228 153V154H227ZM25 154V153H24ZM33 154V153H32ZM41 154V155H42ZM169 154V153H168ZM170 154H171V152H170ZM169 154V155H170ZM178 154H180L179 152H178ZM205 154V153H204ZM38 155V153H35L33 156H37ZM195 155V154H194ZM229 155L231 156V158L229 157ZM21 156H22V154H21ZM20 156V157H21ZM39 156V155H38ZM37 156V157H38ZM173 156V155H172ZM25 156H23V158H24ZM27 157V156H26ZM35 157H33V158H35ZM169 157H171V156H169ZM175 157V156H174ZM240 157H242V158H240ZM41 158V157H40ZM44 158V157H43ZM165 158V159H164ZM224 158H230V160L232 159V161H233V163H235V165H237V166H239V168H240V171L241 172H243V175H239L238 173L240 172L239 170H237L238 171V173H234L235 172V170H231V171H229V176L230 177H232V179L234 180V178H235V182L233 181V180H231L230 179V181L229 182H234V186H236V185H238L239 186V184L241 185V187L239 188V190H238V188H237V192H235V193H233L234 194V196H232L231 194H230V192H232V190L229 192L228 190V187H230V186H226L225 185V183L224 182H222L221 181V179H220V177H222L224 174V176L223 177H225L226 176V174L227 173H224V174H222V176H221V173H223L222 172V170L220 169V171L221 172H219L217 169L219 168V166L221 165V167H222V164L224 163ZM239 158H240V161H238V163L239 164H237V161L236 160H239ZM32 159V158H31ZM153 159H154V161H155V159H160L159 161L160 162H153ZM176 159V158H175ZM228 159H226V160H228ZM29 160V159H28ZM35 160H36V162H38V159H36L35 158ZM41 161H42V159H40ZM48 160V159H47ZM163 160V162H161ZM34 161V160H33ZM170 161H172V162H170ZM25 162H27V160L25 161ZM29 162V161H28ZM27 162V163H28ZM223 162V163H222ZM30 163V162H29ZM28 163V164H29ZM33 163V162H32ZM43 163V164H42ZM52 163H50V165L52 164ZM222 163V164H221ZM197 164V165H198ZM129 165H132V166H134V167H131V166H129ZM196 165V166H197ZM224 165V164H223ZM229 165H231V162L229 163ZM244 165V167L245 166H247V169H246V167L245 168H243L242 166ZM53 166V165H52ZM227 166H228V164H227ZM233 166V165H232ZM191 167H192V165H191ZM199 167V166H198ZM217 167V168H216ZM224 167V166H223ZM225 167H226V165H225ZM224 167V168H225ZM51 168V167H50ZM134 168V169H133ZM187 168V167H186ZM189 168V167H188ZM203 168V169H204ZM231 168V167H230ZM246 169V172H245V170H243V169ZM57 169H58V167H57ZM55 170V169H53V170H55V172L56 171H58L59 172V170ZM194 169V168H193ZM192 169V170H193ZM232 169V168H231ZM235 169V168H234ZM188 170V169H187ZM191 170V171H192ZM200 170V169H199ZM209 170V171H208ZM226 172H228V168L226 167ZM63 171V172H62ZM180 171V172H179ZM194 171V170H193ZM223 171H224V169H223ZM247 171H248V173H247ZM54 172V171H53ZM60 172H59V174H60ZM202 172V171H201ZM200 173V172H199ZM204 173V172H203ZM202 173V174H203ZM204 173V174H205ZM250 173V174H249ZM198 174V173H197ZM201 174V173H200ZM228 174H227V179H229L228 178ZM238 174V175H237ZM49 175V174H48ZM54 175V174H53ZM57 175V173L55 174V176ZM61 176V175H60ZM203 176V175H202ZM254 176V177H253ZM49 177H51V176H49ZM52 177H54V176H52ZM64 177V178H65ZM201 177V176H200ZM234 177V178H233ZM40 178H42V179H40ZM55 178V177H54ZM56 178L58 179V176H56ZM195 178V177H194ZM196 178H199V176L198 177H196ZM195 178V179H196ZM217 178V179H216ZM256 178V179H255ZM61 179V178H60ZM63 179V178H62ZM225 179H226V177H225ZM224 179V180H225ZM32 180V181H31ZM47 180H48V177H47ZM49 180H50V178H49ZM64 180V179H63ZM196 181V182H195ZM198 181H199V179H198ZM56 182H58V185H59V183L60 182H63V181H61L60 180V182L57 180ZM237 182V183H236ZM22 183V184H21ZM48 183V185H49V182H47ZM224 183V184H223ZM227 183V182H226ZM235 183H236V185H235ZM21 184V185H20ZM27 184V183H26ZM61 184L62 183H60V187L58 186V185H55V183H54V185L58 188L59 187V189H61ZM197 184V185H196ZM227 184H229V183H227ZM20 185V186H19ZM43 185H46V183L45 184H43ZM184 185H186V186H184ZM199 185V186H200ZM230 185V184H229ZM39 186V187H40ZM51 186V187H50ZM50 186H45L46 188H48V187H50V188H52V190H55L54 189V186L52 187V185H50ZM72 186L73 187H75V188H73L72 189ZM182 186H184L185 188L184 189H180ZM232 186V185H231ZM238 186H236V187H238ZM23 187V186H22ZM21 187V188H22ZM25 187V186H24ZM30 187V186H29ZM43 187V186H42ZM65 187H63L62 186V188H64L65 189ZM201 187V186H200ZM15 188V189H14ZM46 188H44L42 191H40V192H38L37 193V197H39V198H42V200H43V198H45V194L48 192L47 190L49 189L50 190V188H48V189H46ZM67 189H68V187H66ZM183 188V187H182ZM66 189V190H67ZM201 189H202V187H201ZM236 189V188H235ZM235 189H233L234 191H235ZM243 189V190H242ZM40 190V189H39ZM65 190V191H66ZM203 190V189H202ZM17 191V190H16ZM56 191H57V189H56ZM68 191V190H67ZM66 191V192H67ZM179 191V192H178ZM60 192V191H59ZM62 192V191H61ZM174 192H177V193H174ZM204 193L203 195L205 196L207 193ZM65 192H63L62 194H64ZM14 194V193H13ZM58 194V193H57ZM62 194L60 195V193H59V195H57V197L58 196H62ZM70 194V193H69ZM68 194V195H69ZM35 195V194H34ZM65 195V194H64ZM71 195V194H70ZM214 195V194H213ZM206 196H208V195H206ZM205 196V197H206ZM209 196H211V195H209ZM215 196V195H214ZM48 197V196H47ZM52 197V196H51ZM55 197V196H54ZM5 198V199H4ZM34 198H35V196H34ZM204 198V197H203ZM202 198V199H203ZM6 199V200H7ZM15 199V198H14ZM53 199V198H52ZM51 199V200H52ZM55 200H56V198H54ZM53 199V200H54ZM186 199V198H185ZM201 199V200H202ZM205 199V198H204ZM208 198L206 197V200H207ZM213 199V202L215 201L214 200V198H212ZM230 199V200H229ZM235 199L236 198H234V202H235ZM240 199H244L245 200V198L243 197V198H240ZM240 199H238V200H240ZM247 199V198H246ZM37 200V199H36ZM40 200V199H39ZM50 200V201H51ZM58 200V199H57ZM186 201V204H187V201H188V198L185 200ZM212 201V200H211ZM6 202V201H5ZM5 202H3L4 204H5ZM38 202V201H37ZM46 202V201H45ZM49 202V201H48ZM199 202H200V200H199ZM202 202V201H201ZM200 202V203H201ZM208 202V201H207ZM233 202V201H232ZM8 203V202H7ZM49 203H51V202H49ZM205 203V202H204ZM242 203H243V201H242ZM245 203V202H244ZM39 204H41V203H39ZM42 204H43V202H42ZM83 204V203H82ZM83 204V205H84ZM101 206H100V205ZM190 204L192 205V206H190ZM232 204V203H231ZM236 204V203H235ZM208 205H210V204H208ZM234 205V204H233ZM237 205H238V203H237ZM122 206H127L129 209L127 210V207H126V210H125V208L124 207H122ZM199 206V205H198ZM240 206V205H239ZM1 207H2V205H1ZM98 207H101V208H99V210H98ZM118 207V208H117ZM197 207V206H196ZM196 207H194L195 208V210H196ZM231 207H232V205H231ZM234 207V206H233ZM85 208H87V206L85 205ZM168 208V207H167ZM188 208V207H187ZM193 207H192V209H194ZM198 208V207H197ZM201 208V207H200ZM186 209V208H185ZM234 209V208H233ZM183 210V209H182ZM198 210V209H197ZM196 210V211H197ZM232 210V209H231ZM85 211V210H84ZM184 211V210H183ZM200 211V210H199ZM202 211V210H201ZM176 212H178V211H176ZM204 212H205V210H204ZM204 212H201V213H203L204 214ZM236 212H237V210H236ZM185 213V212H184ZM197 213H199L200 215H203V214H201L200 212H197ZM221 213V212H220ZM235 213V212H234ZM232 214V213H231ZM238 214V213H237ZM87 215V214H86ZM186 215V214H185ZM188 215V214H187ZM186 215V216H187ZM198 215V214H197ZM215 215V216H214ZM262 215V216H263ZM88 216V215H87ZM196 216V215H195ZM230 216V215H229ZM255 216V215H254ZM207 217V216H206ZM186 218V217H185ZM201 218V217H200ZM246 218V217H245ZM264 218V217H263ZM193 220V219H192ZM195 220V219H194ZM213 220V219H212ZM220 220V219H219ZM218 220V221H219ZM228 220V219H227ZM167 221V220H166ZM190 221V220H189ZM188 221V222H189ZM203 221V220H202ZM133 222H135V223H133ZM173 222V221H172ZM205 222V221H204ZM207 222V221H206ZM205 222V223H206ZM216 222H217V220H216ZM226 222V221H225ZM233 221H231V223H232ZM170 223V222H169ZM168 223V224H169ZM213 223V222H212ZM218 223V222H217ZM222 223V222H221ZM174 224V223H173ZM189 224V223H188ZM208 224H211V223H208ZM225 224V223H224ZM241 224V225H242ZM100 225V226H101ZM156 225L159 227V228H155L156 227ZM187 225V224H186ZM195 225V224H194ZM213 225V224H212ZM223 225V224H222ZM83 226H82V228H83ZM93 226V227H94ZM104 226V225H103ZM106 226H105V228H106ZM162 226H164V227H162ZM169 226V225H168ZM172 226V225H171ZM225 226V225H224ZM228 226V225H227ZM88 227H90V226H88ZM102 227V226H101ZM101 227H100V229H101ZM111 229H110V228ZM187 227V226H186ZM212 228L214 227V226H211ZM222 227V226H221ZM96 228V227H95ZM108 228H109V232H108V234H106V236H105V231L106 230H108ZM165 229V230H163L164 231V233H165V235L163 234V231H162V229ZM168 229H170L169 227H167ZM175 228V227H174ZM177 228V227H176ZM194 228V227H193ZM217 228V227H216ZM219 228V227H218ZM224 228V227H223ZM223 228H222V230H223ZM226 228V227H225ZM83 229H86V228H83ZM98 229V228H97ZM185 229H187V228H185ZM204 229H206V228H204ZM215 229V228H214ZM219 229H221V228H219ZM96 230V229H95ZM176 230V229H175ZM200 230V229H199ZM241 230H243V231H241ZM186 231V230H185ZM207 231V232H208ZM224 231V230H223ZM239 231V230H238ZM97 232V231H96ZM169 232V231H168ZM187 232V231H186ZM248 233V235H246V233ZM173 233H175V232H173ZM97 234V233H96ZM140 234L142 235V234H144L143 236H140ZM145 234H146V236H145ZM170 234H172V233H170ZM218 234V233H217ZM228 234V233H227ZM96 237L95 236V239L96 238H99V237ZM251 236H252V238L254 239V245H252L253 243H252V241H253V239L251 238ZM93 237V236H92ZM177 237V236H176ZM259 237L257 238L258 240H259ZM92 239V238H91ZM252 239V240H251ZM262 239H264V238H262ZM92 240H94V239H92ZM100 240V239H99ZM98 240V241H99ZM103 240H102V242H103ZM117 240V241H116ZM119 240L121 241L120 243H119ZM133 240V241H134ZM89 241V240H88ZM97 240L95 241H93V242H95V243H93L92 242V245L93 244H97V242H98ZM101 241V240H100ZM99 241V242H100ZM238 241V242H237ZM99 242H98V244H99ZM101 242V243H102ZM114 242H112V243H114ZM117 242V243H116ZM142 242V243H143ZM133 243V242H132ZM264 243V242H263ZM132 245V244H131ZM98 246V245H97ZM109 246V245H108ZM241 246V247H242ZM106 247V246H105ZM104 247V248H105ZM114 247V246H113ZM120 247V248H121ZM123 247V248H124ZM218 247V248H217ZM255 247V246H254ZM108 248V247H107ZM117 248V247H116ZM131 248V247H130ZM96 249V248H95ZM238 249V248H237ZM254 249V248H253ZM252 249V250H253ZM102 250V249H101ZM122 250V249H121ZM124 250V249H123ZM128 250H129V248H128ZM127 250V251H128ZM131 250H133V249H131ZM207 250H208V252H207ZM104 251V250H103ZM117 251H120L119 249L117 250ZM159 251V252H158ZM235 251V250H234ZM94 252V251H93ZM109 252V251H108ZM113 252V251H112ZM122 252V251H121ZM132 252V251H131ZM215 252V251H214ZM241 252V251H240ZM239 252V253H240ZM249 252V251H248ZM92 253V252H91ZM104 253V252H103ZM155 253V252H154ZM222 253V252H221ZM245 253V252H244ZM212 254V253H211ZM250 254V253H249ZM252 254V253H251ZM239 255V254H238ZM247 255V254H246ZM245 255V256H246ZM105 256V255H104ZM103 256V257H104ZM154 256V255H153ZM221 256V255H220ZM250 256V255H249ZM108 257H110V255L108 256ZM151 257H152V255H150V259H151ZM244 257V256H243ZM242 257V258H243ZM250 258V257H249ZM91 259H93V260H91V261H94V258H91ZM108 259V258H107ZM121 259V258H120ZM128 259V258H127ZM126 259V260H127ZM132 259V258H131ZM135 259V258H134ZM219 259V258H218ZM236 259V258H235ZM244 259V258H243ZM246 259V258H245ZM244 259V260H245ZM95 260H97L96 258H95ZM100 261H94V262H92V263H94V264H113V262L112 263H110V262H108L105 258H102V259H99ZM152 260V259H151ZM160 259H158V261H159ZM223 260V259H222ZM247 260H249V259H247ZM257 263L258 264H264V252H263V255L261 254V255H259V258H257ZM113 261V260H112ZM125 261V260H124ZM133 261V260H132ZM134 261H138V260H134ZM251 261V260H250ZM123 262V261H122ZM140 262V261H139ZM246 262V261H245ZM91 262H88V263H86V264H92ZM116 263V262H115ZM114 263V264H115ZM119 263V262H118ZM117 263V264H118ZM120 263H121V261H120ZM128 263H130L128 260H127V264ZM227 263H228V261H227ZM256 263V264H257ZM124 264V263H123ZM126 264V263H125ZM231 264V263H230ZM248 264V263H247Z\"/></svg>",
  "mask_w": 264,
  "mask_h": 264
},
{
  "label": "rangeland",
  "instance_id": "obj_2",
  "mask_svg": "<svg viewBox=\"0 0 264 264\" xmlns=\"http://www.w3.org/2000/svg\"><path fill=\"white\" fill-rule=\"evenodd\" d=\"M37 1V2H36ZM13 0V2H14V4L15 3H19V6H20V9L22 10V12L23 13H26V14H24V16L26 17V18H28L27 20H25V21H28V23H24L26 26H27V28H29V30L26 28V30H28V33H29V35L31 34V36H29L28 34H27V32H26V37L28 38V37H30L29 38V41L31 40V42H33L37 37H39V38H37L36 39V42H37V40L39 41V43H41L42 44V46H45L44 47V49H46V47L48 48L49 46H46L47 44V42L51 45V44H53V45H51L49 48H53V47H59V45L60 44H58L57 46H55V44L56 43H59V42H55V41H61L62 40V36L63 37H65L64 35H67V33L70 31V29H72L71 27L73 26V27H76L77 25V27L79 28L78 30H80L81 28H82V30H84L85 29V31H83L84 32V38L87 40H85L84 39V41L80 44L79 42H76L77 43V45L78 44H80V45H78L79 47L80 46H83V47H80L81 49H82V51H81V49H77L76 51H74L76 48H74V50H73V52H77V53H80V52H82V53H84V54H82L80 57L78 56L77 58H75V57H73L72 55H70L71 53H73V52H71L70 51V46L69 45H67L69 42H66L67 41V36H66V38L64 39V43L66 42V44H65V47H64V44L63 43H61V48H63V50L62 51H60V47H59V49H57V50H59V52L61 53H58V51H57V53H53V52H56V50L54 51V49H56V48H53V50L51 49V53L52 54H50V50H49V48L47 49V50H45V51H49V52H45V56H43L42 58H44V59H42V58H40V61H39V59H37V58H35V59H37L38 61H36V60H34V58L31 56L32 55V51L30 50L31 49V47H29L28 45V49L30 50H26L25 49V47H27V46H24V47H21V46H18V47H20V49H18V47H17V43H16V40H17V38L19 37V30H18V32L16 31V33L18 34H16L18 37H16L15 38V40L13 39V41L12 42H10L11 40L10 39H8L9 41V43H7V45H4V47H3V44L5 43H3L2 44V41L5 39V33L6 32H4V30H3V28H2V23H1V21H0V29L1 30H3L2 32L4 33H2V32H0V59L2 58V61L0 60V62H7V63H10L11 64V66L12 65H17L16 67H17V69H16V67L14 66L13 68H15L16 69V71L18 72H16V74H17V76H18V80H20V84H21V87H17V88H15L14 87V90L12 89V85H10L9 83V85L8 84H5V83H2V82H0V127H3V129L5 130V132H6V134H7V136H6V142H7V144H8V146L9 145H11V146H9V147H11V149H12V151H13V153L16 155V157H18V159H21V160H27V162L29 163H27V162H25L24 161V163H26L27 164V166L29 165V167L31 166V168L33 169V164H34V162H35V164L34 165H36V166H38L39 164H37V163H39L40 162V165H41V162H43V159H44V165L45 166H47V165H49V166H47V168H48V173H47V175H45V177L43 176L42 178L44 179L43 180V183L41 184V186L39 187L38 185L37 186H35V187H32V185H33V181L31 182L32 183V185H29V184H31V183H28V182H30V181H25V183H23V184H25V185H19L20 186V188L18 187V186H16V189H15V191H12L11 192V194H12V196H14V197H12V199L9 201V199L11 198V196H10V193H8V195L6 194L5 195V197H6V199L8 198V196L10 197L9 199H5L3 202H5V204L2 202L1 204H0V264H86V263H88V262H94V261H100L99 259H102V258H105L108 262H110V263H112L113 262V264L115 263V264H117L118 262V264H127V260L130 262V263H128V264H163V260L161 259V258H159L158 257V254L159 253H157L156 251H154L153 253H151V251H150V249L147 247V246H145L146 244L143 242H137L136 243V239L135 238H130L129 240H127V241H129L130 243H128V242H125L126 244H127V248H125L124 246H125V244H124V246H123V244H122V247H121V245L119 244L118 245V243H117V245L115 244V242L114 241H112V242H114V243H112V242H105V241H107V240H103L105 237H104V233H103V236H102V232L101 231H104L105 229H107V226H109V225H107V224H103L102 223V225L101 224H98V226H94V224H92V226H91V224L90 225H88V226H90V227H88V226H83V219L84 218H87V217H89V211H88V209L90 210V207H88L89 206V204H84V202H86V200L85 199H83V197L84 196H82L81 195V193H79L78 191H74V190H78V189H73V188H75V187H73L72 186V191H71V189H70V192H69V186H66V187H68V189L65 187V185H63L64 183H65V180H66V177H65V175H63V173H61L60 171V169H59V166H57V165H59L58 163H56V162H54V163H52V162H50V158L49 157H51L50 155H48V153H47V151L43 148V149H41V148H37L38 146H37V144H36V142H34V139H33V136H31V134H32V131H31V127H30V125L31 124H33V122H34V120H37V119H35V118H37L38 116H39V114H41V115H44V117H46L47 119H53L52 118V116L51 115H53V114H50L51 113V111L53 112L54 111V108L56 107V106H59V105H66V106H69L68 104L70 103V101L69 100H67V99H65V98H62L61 97V95L60 94H57V96H56V94H55V96L56 97H51V99H53V103H58V104H56L55 103V107H54V105L52 104V102L50 103V102H48V101H50L49 99H48V101H46V100H43L42 98H45V96L44 97H42V95H41V99H38L37 97H39L40 95H39V88H40V86H41V83H37L38 82V80L36 81L35 80V78H33L34 76H32V74L31 73H33L34 71V68H38L39 70L41 69V68H39V67H41L42 65H43V70L45 69L46 71V73H45V78H47L48 77V74L47 73H49V76H58L59 75V71H58V68H59V66H61V69H63V70H65V72L69 75V76H78V77H80V78H86L87 76H88V71L92 68V64L90 65V68H88V70L87 71H85L87 68H85L86 66H89L87 63L89 62V61H87V60H90V58L92 57L93 59H91L90 60V62L92 61L93 62V64H95L96 66H98V64L97 63H99V61H97V59H99V58H97V56H95V55H92V53H93V50H95L94 48L96 47V45H97V41L99 40V38H98V34H97V36H96V33L94 34V33H92L93 32V30H94V28H92V27H94L97 23H98V21H100L99 19H102V18H104V19H106V18H112V19H114L115 17L116 18H118L119 16L120 17H125L126 16V18H127V14L125 15V13H127L122 7L123 6H120V3L118 2L119 0H113V1H117L116 3H114V2H112V3H114V4H108V5H105V4H103V3H100L99 5H98V3H94V4H92V7L91 6H89L90 5V0H67V1H69V2H67L66 0ZM42 1V2H41ZM50 3H49V2ZM71 1H72V3H71ZM81 1V2H80ZM172 1V0H171ZM174 1H178L177 2V5H176V7L172 10V9H170V10H167L166 11V13L168 14V13H170V12H173L174 10H176L177 9V11H174V12H181V11H179V10H184L183 8H182V4L179 2L180 0H173V2ZM181 1H190V0H181ZM191 1H193V3H197L196 4V9L195 10H193L192 12H193V14L195 15V18H194V20H193V32L195 31L197 34H198V36L200 35V37H202L201 35H203V34H205V35H203V39H201V40H197V42L199 43V44H202V45H205L206 44V42H207V40L205 39V38H207L208 36H209V40L210 41H213L214 42V44H216V45H222L221 46V48H223V45H224V50L223 49H220L219 51H217V52H215V54L213 53V54H210L209 56H208V59H209V62H207L209 65H207V64H205L204 63V61L202 62V61H200V60H202V58H201V56H196V58H194V59H192L190 62H187L186 61V63L184 64L185 65V67H186V65L188 64L189 65V67H191V68H189L190 70L192 69V72L193 73H191V71H190V76L188 75L189 73H187V74H185V75H188V76H185L184 74H183V76H180L179 74H180V72L178 73L177 71L179 70V68H181V66L179 67L178 65H181V64H183V63H179V60H180V62H181V58H178V56L179 55H175V57H169V58H165L164 56H159V59L157 58V55H156V57H155V60L157 59V60H159V62L160 63H162V67H163V65H164V63L165 64H171L170 62L172 61V66L170 65L169 67H174L173 65H175V67H177L178 68V70H174L175 71V73H176V75L174 74H172L173 72L172 71H169L168 69H165V73H166V71L168 70L169 71V73L171 72V76L167 73V74H165V73H163V70L161 71V68L162 67H160L161 66V64H158L157 63V61H156V65L154 66V69H153V62H151L152 64H150L149 63V61H147V63L146 62H144V63H146L145 64V66H143L144 64H142V66H141V68L142 67H144V68H146V69H149L150 71H151V74L149 73L150 71L149 70H145L144 68H140L141 70H140V72H143V73H149L148 75L145 73L144 75H146V76H144L145 78L144 79H146V80H148V81H144L145 83H148L149 81H150V83H148L147 85L152 89L153 88V86L151 87V84H153L154 85V87H156V88H153L152 89V93L150 92V91H148V92H150L151 93V95L149 94V97L150 98H148V103H146V106L144 107V109H139V112H141V110H145L144 112L142 111V113H140V117L138 116V115H135V116H133L132 117V120H133V122H136V124L134 123L133 124V126L134 125H136V126H134L136 129L138 128V127H142L143 126V128H145L146 127V129H142V128H140V129H142L141 130V132H145V131H147L148 129H151V131L153 130V132H152V134H154V133H156V132H159V133H161V135H162V137H161V135L160 134H154L155 135V137L153 136V138H156V139H158V140H162L163 142H164V146L166 147V148H168V149H166V153H167V155H166V158H167V160L168 159H172L173 158V162H175V160L177 161V162H175V163H177L178 165H180V169L179 170H183L180 174H183L184 173V171H185V173L184 174H187L188 172V174H190L191 173V177L194 179V180H197V184H199L200 183V180L201 179H203L204 178V175L206 176L207 175V173H205V171L207 172V168L205 169L204 167H202L200 164H198L197 162H196V155L200 152V154H203V155H209V152H211V150H213L214 151V149H215V146H216V149H226V151L228 152L229 151V149H233L232 151H231V153L232 154H234V153H237L238 155H237V157L236 158H238V156H240L239 155V152H244V151H249V148L251 149V147H256V148H254V149H256L257 150V147L259 146L260 147V145L259 144H262L263 143V141L264 140H261L260 142H262V143H258L259 141H257L256 139H252V137H254L253 135H252V137L251 138H248V135H251V131H253L254 129H251V131H247L246 129L247 128H252L251 126L249 127V125L247 124L246 125V123H250V122H248V121H250V119L251 118H253L255 115H256V113L259 115V116H261V117H259L258 116V125H257V128L256 129H258L259 128V126L261 127V124H264V112H262V110H264V81L262 80H260L261 78L260 77H264L263 76V73H262V75L260 76L259 74V76L260 77H256V76H258V75H256L257 74V72L254 74V75H252L251 73L252 72H250V74H248V71L246 70V67H244V66H242V64L241 65H239L240 63H242V61H243V63L244 62H247V61H249V62H247V65H248V63L249 64H254L253 62H255V61H253V62H251L252 60H250V58H254V56L257 58V53L256 52H258V54H260V53H264V52H260L261 51V49L264 51V47H262V43L260 44H258V42L256 43V42H253V43H255V44H258V45H260L261 47H257V45L255 46V44H254V46L251 44L252 43V40L254 41L256 38L258 39V37H260L259 39H261V36H262V38L264 39V1H262V3L260 2L261 0H191ZM12 2V3H13ZM47 2V4H50V5H46L45 3ZM84 2H86L87 4H85ZM18 3H17V5H18ZM52 3V4H51ZM78 3V4H77ZM85 5H84V4ZM178 3H179V5H178ZM212 3H214V4H212ZM221 3V4H220ZM43 4H45V6L43 5ZM102 4V5H101ZM212 5L211 7H215V8H212V9H214V11H209V10H206V9H203L202 7H201V5H207V8L208 9H210V7H208V5ZM220 4V5H219ZM259 4V5H258ZM22 5V6H21ZM39 6V7H35V6ZM216 5V6H215ZM31 6V7H30ZM33 6V7H32ZM41 6V7H40ZM44 6V7H43ZM95 6V7H94ZM198 6V7H197ZM2 7V5H0V15H3L4 14V16L6 15V17L7 18H9L10 17V19H13L14 20V22H16L17 20L15 19V18H13V17H15V15H14V13L13 12H10L11 10H8L6 7H3V9L1 8ZM22 7V8H21ZM27 7V8H26ZM45 7L46 8H49L50 7V9L52 8V9H56V10H58V11H60V13L62 14H64V13H67L66 15H68V14H80L79 15V17H78V15H77V18H76V15H75V17H74V15H73V17H74V24H73V22L71 23V24H68V23H66V24H64V25H54L52 22H53V17L51 16V15H49V12H46L45 11ZM58 9H57V8ZM59 7H61V8H59ZM181 7V8H180ZM33 8V9H32ZM79 8V9H78ZM82 8V9H81ZM97 8V9H96ZM99 8H101V10L99 9ZM115 8V9H114ZM24 9V10H23ZM26 9V10H25ZM95 9V10H94ZM99 9V10H98ZM104 9V10H103ZM107 9V10H106ZM109 9V10H108ZM118 9H119V11H118ZM212 9H210V10H212ZM217 11H216V10ZM93 10H94V12H93ZM106 10V11H105ZM115 10H117V11H115ZM120 10H121V13H119L120 12ZM172 10V11H171ZM262 10V11H261ZM28 11V12H27ZM68 11V12H67ZM98 11V12H97ZM113 11V12H112ZM213 15L214 14V17L209 13V12ZM219 11V12H218ZM222 11V12H221ZM30 12V13H29ZM32 12V13H31ZM70 12V13H69ZM77 12V13H76ZM84 12H86V13H84ZM104 12V13H103ZM196 12V13H195ZM262 14H260V13ZM11 13V14H10ZM38 13H41V14H38ZM96 13V14H95ZM103 13V14H102ZM106 13V14H105ZM166 13H165V11H164V13L162 12V13H160V15H161V17H163L164 15H166ZM218 13V14H217ZM257 13H258V16H257ZM61 14H60V16H61ZM82 14V15H81ZM86 14V15H85ZM88 14V15H87ZM158 14V13H157ZM163 14V15H162ZM216 14H217V17H216ZM225 14V15H224ZM227 14V15H226ZM230 14V15H229ZM239 16H238V15ZM260 14V15H259ZM14 15V16H13ZM45 15H47V16H45ZM58 15V14H57ZM93 15V16H92ZM101 15V16H100ZM110 15V16H109ZM123 15V16H122ZM125 15V16H124ZM160 15H157V16H159L160 17ZM233 15V16H232ZM245 15V16H244ZM48 16H50V17H48ZM64 16V15H63ZM70 16V15H69ZM84 16H86V18L84 19H82L81 17H84ZM91 16V17H90ZM96 16V17H95ZM100 16V17H99ZM115 16V17H114ZM156 16V15H155ZM212 16V17H211ZM220 16V17H219ZM241 16H244V17H241ZM246 16L248 17V18H246ZM261 16V17H260ZM40 17V18H39ZM52 17V18H51ZM90 17V18H89ZM93 17V18H92ZM97 17H98V20H97ZM114 17V18H113ZM119 17V18H120ZM158 17V18H159ZM225 17V18H224ZM234 17V18H233ZM241 17V18H240ZM261 19H260V18ZM25 18V19H26ZM50 18V19H49ZM76 18V19H75ZM80 18V19H79ZM208 18V19H207ZM222 20H221V19ZM227 18V19H226ZM232 18V19H231ZM258 18V19H257ZM88 21H87V20ZM210 19V20H209ZM225 19V20H224ZM243 19V20H242ZM251 19H252V21H251ZM254 19V20H253ZM96 20V21H95ZM219 20H220V22H219ZM223 20H224V23H223ZM250 20V21H249ZM258 20H260V22L258 21ZM30 21V22H29ZM78 21H81V22H78ZM91 21V22H90ZM256 21H258L257 22V25H256ZM90 22V23H89ZM93 22V23H92ZM164 22H166L165 24H164V26L165 25H167L168 23H170V25L168 26L169 27V30H167V34H165V33H158V35L160 36V38H159V36H158V40L159 41H157L156 40V42L154 41L153 43H152V41L151 40H146L145 42H144V44H145V47H144V49H143V47H139V48H136V50L137 51H139V49H140V52L141 51H145V48H146V51H148L147 49H149V50H157V49H161V50H163L164 49V45H166V44H168L169 45V43H165V42H171L172 44L173 43H175V45H176V43H178L179 42V44H180V42H182V43H184L185 42V40H186V36H185V33L184 32H181V31H183V22L182 21H179V20H176V21H174V22H178L179 24H180V26L179 27H182V28H180V32H179V27L178 26H176V24L177 23H174L175 25L174 26H176V27H174V26H171L172 24H173V22L171 21H167V20H165ZM205 22H207V23H205ZM250 22V23H249ZM253 22L255 23V24H253ZM263 22V23H262ZM18 23V24H17ZM30 23V24H29ZM88 23V24H87ZM196 23V24H195ZM249 23V24H248ZM252 23V24H251ZM18 26H17V25ZM29 24V25H28ZM198 24V25H197ZM211 24V25H210ZM15 25L17 26V29L18 28H21V25H20V23H19V20L15 23ZM52 25H54V26H52ZM68 25H71V26H68ZM76 25V26H75ZM249 25V26H248ZM252 25V26H251ZM261 25V26H260ZM16 26H15V29H16ZM55 26H57V27H55ZM62 26V27H61ZM65 26V27H64ZM80 26V27H79ZM256 26V27H255ZM23 27H24V29H25V26L23 25ZM22 27V28H23ZM33 27H34V29H33ZM48 27H50L49 29H48ZM70 27V29H68ZM178 27V28H177ZM262 27V28H261ZM64 28V29H63ZM67 28V29H66ZM90 28H92L91 30H89ZM171 28H173L172 30H171V32H170V29ZM16 29V30H17ZM52 29H54V30H52ZM59 29H61V30H59ZM63 29V30H62ZM74 29H76V28H74ZM182 29V30H181ZM227 29V30H226ZM0 30V31H1ZM31 30V31H30ZM59 30V31H58ZM66 30V31H65ZM178 30V31H177ZM207 30V31H206ZM30 31V32H29ZM61 31H63V32H61ZM68 31V32H67ZM88 31V32H87ZM91 31V32H90ZM206 31V32H205ZM67 32V33H66ZM83 32H82V34H83ZM94 32H95V30H94ZM170 32V33H169ZM173 32H177V33H179V35H177V33H174V35L176 36L177 35V37H175L172 33ZM204 32V33H203ZM208 32H209V34H208ZM243 32V33H242ZM245 32V33H244ZM259 32V33H258ZM58 33H60V34H58ZM62 33V34H61ZM66 33V34H65ZM168 33L170 34V36H168ZM182 33H184V36H183V34ZM200 33V34H199ZM240 33V34H239ZM249 33V34H248ZM261 33V34H260ZM56 34V35H55ZM64 34V35H63ZM90 34V35H89ZM92 34V35H91ZM95 36H94V35ZM181 34V35H180ZM37 37H36V36ZM60 35V36H59ZM161 35H166L165 37H170V39H169V41L168 40H163L164 39V36L161 38ZM171 35L172 36H174L173 38L174 39H171L172 37H171ZM242 35V37L241 38H236V37H240ZM261 35V36H260ZM7 36V35H6ZM33 36H34V38H33ZM92 36V37H91ZM205 36H207V37H205ZM249 36V37H248ZM8 37V36H7ZM95 37V38H94ZM186 37V38H185ZM211 37H212V40H211ZM251 37V38H250ZM253 37H255V38H253ZM33 38V39H32ZM43 38V39H42ZM47 38V39H46ZM93 38V39H92ZM96 38H97V41H95L94 42V40H96ZM183 38H185L184 40H183ZM248 38V39H247ZM40 39V40H39ZM54 41H53V40ZM58 39V40H57ZM88 39H89V42H88ZM163 40V41H165V42H163V41H161V40ZM250 39V40H249ZM255 40V41H258V40ZM28 40V39H27ZM41 40H43V41H45V43L44 42H41ZM47 40V41H46ZM90 40H91V43H93V44H91L90 43ZM175 40H176V42H175ZM196 40V39H195ZM243 40V41H242ZM246 40H249V41H246ZM6 42H7V39L5 40ZM70 41V40H69ZM161 41V42H160ZM174 41V42H173ZM251 41V43H249ZM260 41V40H259ZM30 42V43H31ZM51 42H53V43H51ZM55 42V43H54ZM70 42H72V41H70ZM85 42V43H84ZM99 42V41H98ZM159 42V43H158ZM212 42V43H213ZM262 42H264V40L262 41ZM39 43H38V45H39ZM73 43V42H72ZM76 43H75V46H77L76 45ZM87 43V44H86ZM148 43H152V44H148ZM162 43H164V44H162ZM11 44H13V45H11L12 47H14L15 46V48H17V49H15V48H13V49H15V50H10V49H12V47L10 46ZM15 44H17V45H15ZM40 44V45H41ZM46 44V45H45ZM83 44V45H82ZM156 44H161L160 46L158 45V46H155ZM171 44V45H172ZM33 45L35 46V44H34V42H33ZM95 47H94V46ZM167 45V46H168ZM23 46V45H22ZM74 45L73 46H71V48L72 47H75ZM87 46V47H86ZM90 46H92V47H90ZM147 46H149V47H151L152 49H150L149 47H147ZM163 46V47H162ZM263 46H264V44H263ZM2 47L4 48V50L2 49ZM7 47V48H6ZM57 47V48H58ZM66 47H68V48H66ZM88 47H90V48H88ZM157 47H159V48H157ZM161 47V48H160ZM253 49V47H257V49H258V51H256V49H254L255 50V53H256V55H254L253 53H251L249 56H248V53L247 52H249L248 50H252L251 48ZM42 48V47H41ZM78 48V47H77ZM248 50H247V49ZM250 48V49H249ZM7 49L9 50V51H7ZM23 49H24V51H23ZM43 48H42V51L44 50ZM141 49H143V50H141ZM165 49H167L166 48V46H165ZM260 49V50H259ZM65 50V51H64ZM80 50V52H78ZM85 50V51H84ZM89 50V51H88ZM224 51V53H223V51ZM22 51V52H21ZM27 51H29V52H27ZM88 51V52H87ZM221 51V52H220ZM228 51V52H227ZM12 52V53H11ZM14 52V53H13ZM16 52V53H15ZM69 52V53H68ZM71 52V53H70ZM251 52H253V51H251ZM11 53V54H10ZM47 53V54H46ZM50 55H49V54ZM9 54V55H8ZM65 54H69V55H65ZM90 55L91 57H89L88 55ZM252 54L254 55L253 57H252ZM12 57H11V56ZM16 57H15V56ZM47 55V56H46ZM52 55V56H51ZM62 55H64L65 57H63ZM7 56V57H6ZM48 56H49V58H48ZM61 56V57H60ZM68 56V57H67ZM83 56H85V57H83ZM174 56V55H173ZM212 56V57H211ZM236 56H239V57H236L237 59H235V57ZM248 56V57H247ZM258 56H261L262 57V54L261 55H258ZM11 59H10V58ZM30 57H32V58H30ZM89 57V58H88ZM161 57H162V59H161ZM180 57V56H179ZM200 57V58H199ZM211 57V58H210ZM244 57H245V60H246V58H247V61H244ZM259 58V59H261V60H264L263 58ZM263 57H264V54H263ZM14 58V59H13ZM48 58V60H45V59H47ZM61 58H64V59H62L61 60ZM87 58V59H86ZM55 59V60H54ZM70 59V60H69ZM72 59H73V62H71L72 61ZM77 59V60H76ZM178 59V60H177ZM249 59V60H248ZM255 59V58H254ZM253 59V60H254ZM259 59H256L257 61L256 62H258V64L260 63H262L261 62V60H259ZM52 62H51V61ZM65 60H67V61H65ZM79 60H81V61H83V62H81V61H79ZM164 60V61H163ZM171 60V61H170ZM239 60H241L240 61V63H236V61H239ZM259 60V61H258ZM54 61V62H53ZM77 61H79V62H77ZM151 61V60H150ZM168 61V62H167ZM170 61V62H169ZM178 61V62H177ZM17 62V63H16ZM46 62V63H45ZM57 62V63H56ZM67 62H68V64H67ZM84 62H85V64H84ZM89 62V63H90ZM91 62V63H92ZM164 62V63H163ZM184 62V61H183ZM201 64H205V65H207V66H209V67H211L212 68V66H213V68L211 69V68H209V67H207V68H209V69H207L208 70V72L205 70L206 69V66L204 67V69H201L202 68V66L203 65H201ZM226 64H225V63ZM256 62H255V67H256ZM264 62V61H263ZM25 63H27V65L25 64ZM60 64V65H57V64ZM79 63V64H78ZM222 63H224V64H222ZM50 64V65H49ZM57 66H56V65ZM77 64V65H76ZM85 66H84V65ZM87 64V65H86ZM158 64V65H157ZM212 64V65H211ZM245 64V63H244ZM257 64V65H258ZM94 65V66H95ZM149 65H151L152 67V69H153V75H155L156 74V76L155 77H153V75H152V69L151 68H149L150 66ZM187 65V66H188ZM200 66L201 68L199 69L197 66ZM226 65V66H225ZM246 65V64H245ZM264 65V63L262 64V66ZM24 66V67H23ZM39 66V67H38ZM54 66V67H53ZM55 66H56V68H55ZM64 66H65V68H64ZM77 66V67H76ZM93 66V69L94 68H97L96 66L94 67ZM117 66V65H116ZM116 66H110L111 67V69H114V73H115V75H112V78L114 79V85H113V83H112V80H110L111 81V86H113L112 88H114L115 90L116 89H118V90H120L121 88H123L124 87V84H126L127 82V79H128V77H127V74L126 73H124V72H121L120 70V68L119 67H117L116 68ZM157 66V67H156ZM183 66V65H182ZM219 66V67H218ZM242 66V67H241ZM249 66H251V67H254V66H252V65H249ZM259 66V65H258ZM261 66V65H260ZM259 66V67H260ZM165 67H166V65H165ZM168 67V68H169ZM196 67H197V69L198 70H196V71H201V72H196L195 70H193V69H196ZM244 67V68H243ZM251 67H249V68H251ZM264 67V66H263ZM70 68V69H69ZM160 68V69H159ZM217 68H219V69H217ZM228 68H231L230 70L228 69ZM249 68H247L248 70H253V68L252 69H249ZM258 68V67H257ZM257 68L255 69V71H257ZM15 69H14V71H15ZM19 69V70H18ZM31 69H33L32 71H31ZM37 69V70H38ZM48 69V70H47ZM76 69H79V71L77 70L76 71ZM144 69V70H143ZM172 69H176V68H172ZM217 69V70H216ZM243 69V70H242ZM247 71V73L246 72H243V71H245V70ZM259 69V68H258ZM21 70H23L22 71V73H21ZM26 70V71H25ZM31 72H30V71ZM36 69H35V71H37ZM69 70H70V72H69ZM143 70V71H142ZM171 70V69H170ZM205 70V72H203ZM220 70H222V72L220 71ZM225 72H224V71ZM260 70H263L261 67H260V69L258 70V72L260 71ZM41 71V70H40ZM50 71H52L51 73H50ZM117 71V72H116ZM167 71V72H168ZM180 71V70H179ZM195 71V72H194ZM219 71V72H218ZM231 71V72H230ZM264 71V70H263ZM71 72H73V73H71ZM86 72H87V74H86ZM92 69L89 71V73L90 74H92ZM162 72V73H161ZM261 72V71H260ZM24 73V74H23ZM27 73V74H26ZM83 73V74H82ZM253 73H254V70H253ZM47 74V75H46ZM66 74V75H67ZM111 74H113V73H111ZM111 74H110V78H111ZM126 74V75H125ZM162 74H164V75H162ZM193 74V75H192ZM196 74V75H195ZM19 75H20V77H19ZM67 75V76H68ZM87 75V76H86ZM120 75V76H119ZM123 75V76H122ZM151 75V76H150ZM47 76V77H46ZM164 76H169L168 78H167V80L165 79V77ZM199 76V77H198ZM255 76V77H254ZM30 77V78H29ZM22 78V79H21ZM257 78L260 80V84H258L257 82H256V80H257ZM30 79V80H29ZM166 81H165V80ZM263 79V78H262ZM25 80V81H24ZM80 80V79H79ZM88 80V81H87ZM259 80H257V81H259ZM80 81H82L83 82V91H85V92H87V87L86 86H88V90H89V92H87V93H85V92H83V94L85 93L86 95L88 94V95H90V96H93V98H94V100H97V101H93V98L91 97V99H90V101H93V102H96V103H94V104H92L93 102H90L89 104L88 103H86V105L89 107L91 104V106H93V108L95 109V108H98V110H96L95 109V111H96V113H97V111H99V109H100V112H98V113H108V112H110L111 114H112V117L111 116H109L110 115V113H106V115L107 116H109L110 117V120H111V118H112V120L111 121H113V120H115V121H113V122H110V124L111 123H113L112 125H110L109 124V126H111V127H108L107 129H104L103 127H101L100 128V130L102 131V130H104L103 132H107V131H112L113 129H112V126L114 127V124H115V126H116V129H118V128H120L119 130H123V127H124V125L126 124V121L125 120H129V118L127 117H124L123 115H122V109H121V107L120 106H118V105H116L115 103H113V106L111 105V103L109 102V101H111V99L113 98H111V99H108L109 101L107 102L106 101V99L105 98H103L104 97V93L102 92V89H101V87H99V86H96V84H97V81H91L88 77L86 78V79H84V81L81 79ZM116 81H118V82H116ZM121 81V82H120ZM124 81H125V83H124ZM164 81V82H163ZM262 82V83H261ZM35 83H37V84H35ZM85 83L86 84H88V85H86L85 86ZM93 83L95 84V85H93ZM206 83H208L207 85H206ZM205 85H206V87H205ZM209 85H211V86H209ZM1 86H2V88H1ZM11 87V89H10V87ZM36 86V87H35ZM85 86V87H84ZM115 86V87H114ZM117 86V87H116ZM119 86V87H118ZM23 87V88H22ZM25 87V88H24ZM22 88V89H21ZM205 88V90H203ZM9 89V90H8ZM20 89L22 90V91H24V92H27L28 91V93H24V92H22V91H20ZM29 89H31V92H30V90ZM34 89V90H33ZM156 89V90H155ZM201 89V90H200ZM2 90V91H1ZM5 90V91H4ZM8 90V91H7ZM18 92H17V91ZM27 90V91H26ZM35 90H36V92H38V93H32V91L33 92H35ZM91 90V91H90ZM157 90H159L157 93H156V91ZM117 91V90H116ZM154 91V92H153ZM202 91V92H201ZM203 91H204V93L206 94H204L203 93ZM92 92V95L90 94ZM147 92V91H146ZM160 92V93H159ZM196 94H195V93ZM3 93V94H2ZM154 93H155V95H154ZM201 95H200V94ZM8 94V95H7ZM10 94V95H9ZM15 94V95H14ZM24 94V95H23ZM26 94H29L28 95V97H27V95ZM31 94H35V95H37L36 96V98H34ZM84 94V96H86ZM95 95V97H94V95ZM103 94V95H102ZM210 94V95H209ZM19 95V97L18 98H15L16 96H18ZM87 95V96H88ZM99 95V96H98ZM200 95V96H199ZM11 96V97H10ZM15 96V97H14ZM20 96H22V97H20ZM81 96H83V95H81ZM80 96V97H81ZM86 96V98H87V100L89 101V99H88V97ZM166 96V97H165ZM205 96H206V98H205ZM215 96V97H214ZM201 97V98H200ZM4 98V99H3ZM32 98V99H31ZM33 98L35 99V100H33ZM40 98V97H39ZM60 98H62V99H60ZM82 99L80 100V101H82V100H84V102H86V98H83V97H81ZM103 98V99H102ZM167 98H170V103L169 102H166L167 101ZM13 99H16V100H13ZM18 99H19V103H17L18 102ZM38 99V101H36ZM63 99H64V101H66L67 103H65L64 104V102H63ZM154 99V100H153ZM162 99L164 100V101H162ZM197 99V100H196ZM202 101H201V100ZM6 100V101H5ZM30 100V101H29ZM40 100H42L41 102H40ZM169 100V99H168ZM171 100H172V103H175V104H172L171 103ZM15 101H16V103H15ZM48 102V106L47 105H44V104H46V102ZM55 101V102H54ZM151 101V102H150ZM195 101H197V102H195ZM200 101L202 102V103H200ZM214 101V103H212ZM215 101H216V103H215ZM255 101V102H254ZM7 102V103H6ZM12 102H14V104L12 103ZM30 102V103H29ZM45 102V103H44ZM84 102H79L78 101V103H79V105L78 106H80V103H83L84 104ZM194 102H195V104H194ZM199 102V103H198ZM77 103V104H78ZM103 103H104V105H103ZM108 103V104H107ZM165 103V104H164ZM17 104H20V105H17ZM32 104V105H31ZM34 104V105H33ZM41 105V107H40V105ZM96 104H98V106L96 105ZM107 104V105H106ZM156 104V105H155ZM169 104H170V106H169ZM176 104H177V106H176ZM182 106H181V105ZM198 104V105H197ZM202 104V105H201ZM214 104L216 105L215 107L219 110V108L218 107H220V111L221 112H219L218 110H216V108L214 107ZM16 105V106H15ZM37 105V106H36ZM53 105V107H51ZM75 105H76V103H75ZM85 105V106H86ZM115 105V106H114ZM147 105H149V106H147ZM162 105V106H161ZM181 106V110L180 111H182L185 115H187V117L184 115V116H182V112H181V116L179 115L180 114V111H179V113H178V108H180V107H178V106ZM206 105V106H205ZM212 105V106H211ZM19 106L21 107V108H19ZM43 106L46 108V110H45V108L43 109ZM66 106H63L64 108L66 107ZM77 106V105H76ZM77 106V107H78ZM81 106H82V104H81ZM84 105H83V107H85ZM86 106V107H87ZM110 106V107H109ZM172 106H174V107H172ZM208 106L211 108L210 109V113H208L207 114V111H209V110H207L208 109ZM26 107V108H25ZM85 107V108H86ZM147 107V108H146ZM176 107H178V108H176ZM186 107L187 108V110L186 111H188L189 112V114H191V115H193L192 116V118H190V117H188V116H191V115H188L187 113H185L186 111H185V109L184 108ZM213 107H214V109L216 110V111H218V113H220L221 115L219 116V115H217L218 116V120H210L209 118H211L210 117V115H213ZM258 107V108H257ZM50 108H53V109H50ZM85 108H80L79 107V110L80 109H85ZM112 108V109H111ZM147 110H146V109ZM164 110H163V109ZM193 109V110H196V112H199V113H195V117H194V111H192V112H190L189 111V109ZM10 109H12V110H10ZM20 109H21V112H20ZM50 109V110H49ZM169 109V110H168ZM174 109V110H173ZM178 109V110H177ZM255 109V110H254ZM81 110V111H82ZM104 110H105V112H104ZM117 110V111H116ZM203 110H207V111H203ZM24 111V112H23ZM84 111V110H83ZM102 111V112H101ZM185 111V112H184ZM255 111V112H254ZM17 112V113H16ZM150 112V115L148 114ZM153 112V113H152ZM157 112V113H156ZM160 114H159V113ZM162 112V113H161ZM205 114H204V113ZM225 112H228L229 114H227V113H225ZM245 113V115L243 114V113ZM260 112V113H259ZM12 113V114H11ZM16 113V114H15ZM19 113V114H18ZM27 113V114H26ZM38 115L37 117H33L34 115ZM143 113H144V115H143ZM174 113V114H173ZM202 113V114H201ZM212 113V114H211ZM217 112H215L214 114H216ZM217 113V114H218ZM227 114L226 115V117H224V115L225 114ZM255 113V115H253ZM11 115V116H9V115ZM15 114V115H14ZM21 114V115H20ZM50 114V115H49ZM146 114V115H145ZM156 114H157V116H156ZM178 114V115H177ZM198 114H200V116L198 115ZM209 116H207V115ZM224 114V115H223ZM238 114L241 116V118L238 116ZM242 114L244 115V116H242ZM13 115V116H12ZM18 115H20V116H18ZM33 117H31V116ZM142 115V116H141ZM196 115L198 116L197 118L199 119V118H201L202 116L201 115H203V116H205L204 117V119H205V121H203L202 119H201V121H200V119H199V121H198V119H196ZM25 116V117H24ZM95 116V115H94ZM214 116V115H213ZM7 118V119H5V118ZM25 119H24V118ZM114 117V118H113ZM152 117V118H151ZM154 117V118H153ZM161 117V118H160ZM195 119H194V118ZM224 117V118H223ZM8 118H10V119H8ZM12 118H14V119H12ZM18 118V119H17ZM95 118V117H94ZM93 118V119H94ZM123 118V119H122ZM124 118H126V119H124ZM139 118V119H138ZM262 118V119H261ZM16 119H17V121H16ZM34 119V120H33ZM155 121H154V120ZM157 119H158V121H157ZM244 119V120H243ZM15 120V121H14ZM30 120V121H29ZM33 120V121H32ZM137 120V121H136ZM20 121V122H19ZM26 121V122H25ZM94 121V120H93ZM120 121V122H119ZM148 121V122H147ZM246 123H245V122ZM14 122V123H13ZM37 121H35L34 123H36ZM115 122V123H114ZM117 122V123H116ZM125 122V123H124ZM242 123V124H240V123ZM31 123V124H30ZM121 123V124H120ZM128 123V122H127ZM157 123V124H156ZM239 123V124H238ZM3 124V125H2ZM22 124H25V125H22ZM30 124V125H29ZM28 125H29V127H28ZM121 125V127H119ZM140 125H142V126H140ZM160 125V126H159ZM180 125V126H179ZM182 125V126H181ZM241 125H243V126H241ZM20 126V127H19ZM25 126V127H24ZM27 126V127H26ZM133 126H132V128H133ZM154 126V127H153ZM163 126V127H162ZM176 126H178V127H176ZM238 126H240V128L238 127ZM248 126V127H247ZM9 127H10V129H9ZM97 127V126H96ZM126 127H127V124H126ZM126 127H124V128H126ZM157 127V128H156ZM168 127V128H167ZM173 127L176 129H173ZM263 128H259L260 130H262V129H264V126H262ZM23 128V129H22ZM25 128H26V130H25ZM134 128V129H135ZM148 128V129H147ZM162 128H164V129H162ZM169 128H171L168 132L171 134V135H178L177 137H174V136H172V139L170 138V134H168V132H167V130L169 129ZM243 128H246V129H243ZM140 129L138 130L137 129V131H139L140 132ZM246 130L247 131V133L248 132H251L250 134L248 133V134H246L247 135V137H245L244 135H245V132L243 131V130ZM258 129V130H259ZM9 131V132H8ZM134 131H136V130H134ZM136 131V132H137ZM163 131V132H162ZM171 131H174V132H171ZM182 131H183V133H182ZM193 131V132H192ZM200 131V132H199ZM207 131V132H206ZM11 132V133H10ZM147 132H150L149 130L147 131ZM167 132V133H166ZM261 131H257V133H258V135H260L261 136V134H259ZM263 132V131H262ZM151 133V132H150ZM173 133V134H172ZM176 133V134H175ZM181 133V134H180ZM186 134V136H185V134ZM196 133V134H195ZM198 133V134H197ZM204 133V134H203ZM206 133H209V134H206ZM11 134H13V135H11ZM167 134V135H166ZM188 134V135H187ZM192 134V135H191ZM195 134V135H194ZM244 134V135H243ZM264 134V133H263ZM28 135H29V137H28ZM33 135V134H32ZM156 135H157V137H156ZM180 135V136H179ZM11 136V137H10ZM169 136V137H168ZM182 136H183V138H182ZM184 136H185V138H184ZM210 136V137H209ZM179 137H180V139H179ZM262 137H263V135H262ZM15 138V139H14ZM32 138V139H31ZM167 138V139H166ZM190 138H191V140H190ZM254 138H256V137H254ZM261 138V137H260ZM260 138L258 139V140H260ZM29 139H30V141H29ZM177 139V140H176ZM182 139H184V140H186L185 142L187 143V146L186 145H184L183 146V144H182V142H184ZM196 139V140H195ZM20 140V141H19ZM32 140V141H31ZM165 140V141H164ZM176 140V141H175ZM179 140H181V141H179ZM13 141V142H12ZM23 141V142H22ZM161 141V144L163 143ZM179 141V143H177L176 144V142H178ZM193 141V142H192ZM242 141V142H241ZM243 141H245V142H243ZM10 142V143H9ZM19 142H20V144H19ZM32 142V143H31ZM167 142V144H165ZM170 142V143H169ZM181 142V143H180ZM184 142V143H185ZM12 143H14V144H12ZM15 143H17V144H15ZM35 143V144H34ZM217 143V144H216ZM22 144V145H21ZM29 144V145H28ZM160 144V145H161ZM180 144H181V146H180ZM211 144V145H210ZM219 144V145H218ZM28 145V146H27ZM35 145V146H34ZM174 145L176 146L175 148H174ZM178 145H179V147H178ZM208 145H210V147L208 146ZM235 145V146H234ZM236 145H238V146H240V147H238V146H236ZM242 145V146H241ZM30 146V147H29ZM162 146H163V144H162ZM164 146H163V148H164ZM169 146V147H168ZM183 146V147H182ZM188 146H190V147H188ZM204 146V147H203ZM232 146H234V147H232ZM245 146L247 147V149L245 148ZM250 146V147H249ZM161 147V146H160ZM170 147H171V149H170ZM208 147V148H207ZM214 147V148H213ZM218 147V148H217ZM220 147H222V148H220ZM229 147V148H228ZM242 147V148H241ZM244 147V148H243ZM262 147H264V143H263V145H261V148H258V150L259 151H262L261 149H263L264 150V148H262ZM179 148V150H177ZM205 148V149H204ZM228 148V149H227ZM238 148H241V149H244V150H241L240 151V149H238ZM22 149V150H21ZM28 149V150H27ZM165 149V148H164ZM211 149V150H210ZM238 151H236V150ZM21 150V151H20ZM25 150V151H24ZM33 150H34V152H33ZM43 150H45V152L47 153V155L45 156V153H44V155L42 154L44 151ZM169 150V151H168ZM174 150V151H173ZM195 150H197V151H195ZM205 150H207L206 152H205ZM208 150H209V152H208ZM256 150H254V153H255V151ZM22 151H24V152H22ZM30 151H32V152H30ZM175 151H177V152H175ZM202 151V152H201ZM225 151V152H226ZM247 151V152H248ZM42 152V153H41ZM170 152H171V154H170ZM178 152L180 153V154H178ZM185 152V153H184ZM196 152V153H195ZM205 154H204V153ZM208 152V153H207ZM243 152L242 153H240V154H242L241 156L244 158L245 157V154L247 153V152H245V154H244V156H243ZM252 153H253V149H252V151H251ZM251 152H249V153H251ZM264 152V151H263ZM25 153V154H24ZM33 153V154H32ZM35 153H38V157L36 156H33ZM170 155H169V154ZM229 153H230V151H229ZM230 153V154H231ZM249 154V155H253V154ZM21 154H22V156H21ZM42 154V155H41ZM195 154V155H194ZM228 154V153H227ZM231 154V156H232V159L233 158H235V157H233L234 155H232ZM173 155V156H172ZM21 156V157H20ZM23 156H25L24 158H23ZM27 156V157H26ZM169 156H171V157H169ZM175 156V157H174ZM231 156L229 155V157L231 158ZM33 157H35L36 159H38V162H36V160H35V158H33ZM41 157V158H40ZM44 157V158H43ZM242 157H240V158H242ZM32 158V159H31ZM176 158V159H175ZM230 158L228 159V158H224L223 160H224V165L222 164V167H221V165L219 166V168L217 169L219 172H221L220 171V169L222 170V172L223 173H221V176H222V174H224V173H229V171H233V170H235V174L236 173H238V171L237 170H239L240 171V168H239V166H237V165H235V163H233V161H232V159L230 160ZM240 158H239V160H236L237 161V164H239L238 163V161H240ZM29 159V160H28ZM40 159H42V161L40 160ZM48 159V160H47ZM51 159H53L52 157H51ZM165 159V158H164ZM226 159H228V160H226ZM34 160V161H33ZM160 159H155V161H154V159H153V162H160L159 161ZM53 161H54V159H53ZM242 161V160H241ZM240 161V162H241ZM33 162V163H32ZM161 162H163V160L161 161ZM170 162H172V161H170ZM231 162V165H229V163ZM42 163V164H43ZM50 163H52L51 165H50ZM30 164H32V165H30ZM198 164V165H197ZM227 164H228V166H227ZM39 165V166H40ZM53 165V166H52ZM191 165H192V167H191ZM197 165V166H196ZM225 165H226V167L229 169L228 170V172H226V167H225ZM233 165V166H232ZM129 166H131V167H134V166H132V165H129ZM199 166V167H198ZM225 168H224V167ZM242 166V165H241ZM51 167V168H50ZM57 167H58V169H57ZM187 167V168H186ZM189 167V168H188ZM232 169H231V168ZM243 168H245L246 167V169H247V166H245L244 167V165L242 166ZM194 168V169H193ZM204 168V169H203ZM217 168V167H216ZM235 168V169H234ZM242 168V169H243ZM53 169H57V170H59V172H60V174H59V172L58 171H56L55 172V170H53ZM134 169V168H133ZM188 169V170H187ZM194 171H193V170ZM200 169V170H199ZM223 169H224V171H223ZM237 169V170H236ZM246 169H243V170H245V172H246ZM192 170V171H191ZM205 170V171H204ZM54 171V172H53ZM186 171H188V172H186ZM202 171V172H201ZM209 171V170H208ZM231 171V172H232ZM242 171V170H241ZM239 172L238 174L240 175H243V172ZM63 172V171H62ZM180 172V171H179ZM201 174H200V173ZM205 174H204V173ZM57 173V175L56 176H58V179L56 178V176H55V174ZM198 173V174H197ZM203 173V174H202ZM247 173H248V171H247ZM49 174V175H48ZM54 174V175H53ZM227 174H226V179H225V177H220V179H221V181L222 182H224L225 183V185L228 187V186H230V187H228V191L230 192L231 190H232V192H230V194L232 195V196H234V194L233 193H235V192H237L236 190H237V188H238V190H239V188L241 187V185L239 184V186L238 185H236V183H235V185L236 186H238V187H236V186H234L233 184H234V182H235V178H234V180L232 179V177H230L229 176V174H228V178L229 179H227ZM237 174V175H238ZM250 174V173H249ZM61 175V176H60ZM203 175V176H202ZM240 175V176H241ZM49 176H51V177H49ZM52 176H54V177H52ZM199 176V178H196V177H198ZM201 176V177H200ZM47 177H48V180H47ZM65 177V178H64ZM196 179H195V178ZM254 177V176H253ZM42 178H40V179H42ZM49 178H50V180H49ZM61 178V179H60ZM64 180H63V179ZM201 178V179H200ZM198 179H199V181H198ZM217 179V178H216ZM225 179V180H224ZM230 179L231 180H233L232 182H229L230 181ZM256 179V178H255ZM59 181L60 182V180L61 181H63V182H60V183H62L61 184V189H59V187H60V183H59V185H58V182H56V181ZM47 182H49V185H48V183ZM199 182V183H198ZM229 183V184H227V183ZM27 183V184H26ZM46 183V185H43V184H45ZM54 183H55V185H58L59 187L57 188L55 185H54ZM223 183V184H224ZM233 183V184H232ZM196 184V185H197ZM50 185H52V187L54 186V189L56 188L57 189V191H56V189L55 190H52V188H50L51 186ZM200 185V184H199ZM197 186V188H196V190L197 191H195V193L197 192V195H199L200 194V196H202V200L201 199H198V202H196L195 204H197V205H191L190 204V206H192L193 208L194 207H196V210H195V208L194 209H192V207H190L189 208V200H191L189 197H185V195H182V194H180L181 195V199H183V203L185 202V205L184 204H180L179 206H176V205H174V203H171V204H169L166 208L164 207V211H166V212H168V211H174L175 213H179L178 215H180V216H182L183 214H184V219L186 220L187 219V221H184V220H182V221H174V220H171V218L169 219V217H167L166 215H164V216H162L160 219H159V223L161 224V225H164V224H167L166 226L167 227H169L170 229H168L167 227H165V229H166V235H165V233H164V231L163 230H165V229H162V231H163V234L165 235V237L167 236V238L168 239H174V240H176L177 238L179 239V240H181L182 238H184V236H186L187 235V233H188V231L189 230H192V229H194V230H197V231H203L204 233H211V232H213V233H215V235H219V230H221L222 232L220 233V234H226V235H229V234H233V235H235V238H237L238 236H240V235H242L243 234V232L246 230L247 231V229H245L244 231L243 230H241V231H243L241 234H237L238 232L240 233V229L241 228H243L244 229V227H243V225L244 224H242V222L243 221H246V219H247V215L245 216L244 215V213L242 212V211H240L241 210V207H242V205H244V204H246V202H248V200L250 201V197H248V195L247 194H244L243 193V195L241 194L238 198L237 197H233L230 201H229V203H228V210L226 209L225 211L223 210H219V213L218 214H215L214 216H215V218H217V219H214V218H212L211 217V220L209 221V218H208V215H207V210L209 209V207H211L212 205H213V203H214V205H216L215 203L217 202V201H219L220 199L218 198V196H216V194L215 193H213V194H211V193H207L206 191V195H208V196H206L208 199L206 200V197L203 195L205 192H203V194H201L202 193V191H204V189H206V190H208L207 188H206V185H205V187L203 186V184H201L200 186L202 187V189H201V187L200 186ZM232 185V186H231ZM23 186V187H22ZM25 186V187H24ZM30 186V187H29ZM43 186V187H42ZM45 186H50V187H48V188H50V190L48 189V188H46ZM62 186L63 187H65V189L64 188H62ZM184 186H186V185H184ZM184 186H182L180 189L182 190V189H184L185 187ZM22 187V188H21ZM44 188H46V189H48L47 191V193L45 194V198H43V200H42V198H39V197H37V193L38 192H40V191H42ZM236 188V189H235ZM40 189V190H39ZM68 191H67V190ZM233 189H235V191L233 190ZM17 190V191H16ZM67 192H66V191ZM243 190V189H242ZM60 191V192H59ZM62 191V192H61ZM63 192H65L64 194H62ZM179 192V191H178ZM14 193V194H13ZM58 193V194H57ZM59 193H60V195L62 194V196H58L57 197V195H59ZM71 195H70V194ZM174 193H177V192H174ZM35 194V195H34ZM69 194V195H68ZM209 195H211V196H209ZM34 196H35V198H34ZM48 196V197H47ZM52 196V197H51ZM55 196V197H54ZM245 198V200L244 199H240V198ZM15 198V199H14ZM54 198H56V200L53 199ZM188 198V201H187V204H186V199ZM212 198H214V202H213V199ZM217 198L219 199V200H217ZM234 198H236L235 199V202H234ZM247 198V199H246ZM37 199V200H36ZM40 199V200H39ZM52 199V200H51ZM58 199V200H57ZM238 199H240V200H238ZM51 200V201H50ZM199 200H200V202H199ZM212 200V201H211ZM38 201V202H37ZM46 201V202H45ZM51 202V203H49V202ZM208 201V202H207ZM233 201V202H232ZM242 201H243V203H242ZM8 202V203H7ZM42 202H43V204H42ZM189 202V203H188ZM205 202V203H204ZM245 202V203H244ZM39 203H41V204H39ZM84 205H83V204ZM87 203V202H86ZM218 203V202H217ZM232 203V204H231ZM236 203V204H235ZM237 203H238V205H237ZM208 204H210V205H208ZM234 204V205H233ZM1 205H2V207H1ZM85 205L87 206V208H85ZM100 205V204H99ZM199 205V206H198ZM231 205H232V207H231ZM240 205V206H239ZM101 206V205H100ZM234 206V207H233ZM122 207H124L125 208V210H126V207L127 206H122ZM188 207V208H187ZM201 207V208H200ZM213 207V206H212ZM99 208H101V207H98V210H99ZM118 208V207H117ZM186 208V209H185ZM208 208V209H207ZM234 208V209H233ZM129 208L127 207V210H128ZM184 211H183V210ZM232 209V210H231ZM85 210V211H84ZM200 210V211H199ZM202 210V211H201ZM204 210H205V212H204ZM236 210H237V212H236ZM176 211H178V212H176ZM185 212V213H184ZM197 212H204V214L203 213H201V214H203V215H200L199 213H197ZM221 212V213H220ZM235 212V213H234ZM232 213V214H231ZM238 213V214H237ZM255 213V214H254ZM88 216H87V215ZM187 216H186V215ZM198 214V215H197ZM253 216L252 217H261L262 219H264L263 217H264V215L263 214H261V212H258V213H256L255 211L254 212H252L251 213ZM196 215V216H195ZM230 215V216H229ZM263 215V216H262ZM207 216V217H206ZM186 217V218H185ZM201 217V218H200ZM246 217V218H245ZM83 218V219H82ZM193 219V220H192ZM195 219V220H194ZM213 219V220H212ZM220 219V220H219ZM228 219V220H227ZM167 220V221H166ZM190 220V221H189ZM203 220V221H202ZM216 220H217V222H216ZM219 220V221H218ZM173 221V222H172ZM189 221V222H188ZM206 223H205V222ZM226 221V222H225ZM231 221H233L232 223H231ZM170 222V223H169ZM213 222V223H212ZM222 222V223H221ZM133 223H135V222H133ZM169 223V224H168ZM174 223V224H173ZM189 223V224H188ZM208 223H211V224H208ZM225 223V224H224ZM187 224V225H186ZM195 224V225H194ZM213 224V225H212ZM223 224V225H222ZM242 224V225H241ZM102 227H101V226ZM104 225V226H103ZM107 225V226H106ZM169 225V226H168ZM172 225V226H171ZM225 225V226H224ZM228 225V226H227ZM82 226H83V228H86V229H83L82 228ZM94 226V227H93ZM105 226H106V228H105ZM165 226V225H164ZM164 226H162V227H164ZM187 226V227H186ZM211 226H214L213 228L211 227ZM222 226V227H221ZM96 227V228H95ZM100 227H101V229H100ZM175 227V228H174ZM177 227V228H176ZM191 227H192V229H191ZM194 227V228H193ZM217 227V228H216ZM221 228V229H219V228ZM224 227V228H223ZM226 227V228H225ZM98 228V229H97ZM104 230H103V229ZM110 228V227H109ZM109 228H108V230H106L105 231V236H106V234H108V232L110 231L109 230ZM155 228H159L157 225H156V227ZM185 228H187V229H185ZM204 228H206V229H204ZM215 228V229H214ZM222 228H223V230H222ZM96 229V230H95ZM111 229V228H110ZM176 229V230H175ZM200 229V230H199ZM101 230V231H100ZM187 232H186V231ZM211 231V232H209V231ZM239 230V231H238ZM97 231V232H96ZM108 231V232H107ZM169 231V232H168ZM208 231V232H207ZM173 232H175V233H173ZM235 232H237V233H235ZM248 232V231H247ZM97 233V234H96ZM170 233H172V234H170ZM218 233V234H217ZM228 233V234H227ZM246 233V232H245ZM248 233H250V232H248ZM248 233H246V235H248ZM100 234V235H99ZM102 236V237H104V238H101V237H99V236ZM144 234H140V236H143ZM250 235H253L254 236V234L252 233H250ZM93 236V237H92ZM95 236L97 237H99V238H96L95 239ZM145 236H146V234H145ZM177 236V237H176ZM255 237V236H254ZM259 236H256V239H255V242H254V239L252 238V236H251V238L253 239V241H252V245H254V243H255V247L254 246H252V248H250V249H247L246 250V247H244V246H242L240 243H241V241H242V239H237V240H240L238 243H239V245L238 246H236L235 248L232 246V244H230V243H234L236 240H234L233 242H230V240H228V244H223V246H221V247H217L218 248V250H215L216 248H214V251H213V248L212 249H208L209 250V252H208V250H207V254L208 255H213L215 258H217V260H221L224 264H256L257 263V258H259V255H263V252H264V239H262V238H264V237H259V240L257 239ZM94 239L95 241L97 240H99L98 242H99V244H98V242H97V244H93L92 245V242L94 241V240H92V239ZM106 239V238H105ZM135 239V240H134ZM177 239V240H178ZM251 239V240H252ZM89 240V241H88ZM102 240H103V242H102ZM134 240V241H133ZM117 241V240H116ZM102 242V243H101ZM121 241L119 240V243H120ZM133 242V243H132ZM93 243H95V242H93ZM132 244V245H131ZM98 245V246H97ZM109 245V246H108ZM106 246V247H105ZM114 246V247H113ZM242 246V247H241ZM105 247V248H104ZM108 247V248H107ZM117 247V248H116ZM121 247V248H120ZM124 247V248H123ZM131 247V248H130ZM96 248V249H95ZM128 248H129V250H128ZM238 248V249H237ZM254 248V249H253ZM102 249V250H101ZM120 250V251H117V250ZM122 249V250H121ZM124 249V250H123ZM131 249H133V250H131ZM253 249V250H252ZM104 250V251H103ZM128 250V251H127ZM235 250V251H234ZM94 251V252H93ZM109 251V252H108ZM113 251V252H112ZM122 251V252H121ZM132 251V252H131ZM241 251V252H240ZM249 251V252H248ZM92 252V253H91ZM104 252V253H103ZM159 252V251H158ZM222 252V253H221ZM240 252V253H239ZM245 252V253H244ZM212 253V254H211ZM250 253V254H249ZM252 253V254H251ZM239 254V255H238ZM247 254V255H246ZM105 255V256H104ZM110 255V257H108ZM150 255H152V257H151V259L149 258L150 257ZM154 255V256H153ZM221 255V256H220ZM246 255V256H245ZM250 255V256H249ZM104 256V257H103ZM244 256V257H243ZM245 259H243V258ZM250 257V258H249ZM91 258H94V261H91V260H93V259H91ZM95 258L97 259V260H95ZM108 258V259H107ZM121 258V259H120ZM128 258V259H127ZM132 258V259H131ZM135 258V259H134ZM219 258V259H218ZM236 258V259H235ZM127 259V260H126ZM158 259H160L159 261H158ZM223 259V260H222ZM247 259H249V260H247ZM113 260V261H112ZM125 260V261H124ZM133 260V261H132ZM134 260H138V261H134ZM251 260V261H250ZM120 261H121V263H120ZM123 261V262H122ZM140 261V262H139ZM227 261H228V263H227ZM246 261V262H245ZM92 264H94V263H92ZM258 264V263H257Z\"/></svg>",
  "mask_w": 264,
  "mask_h": 264
}]
</instances>
